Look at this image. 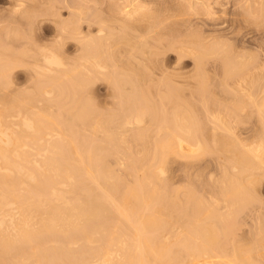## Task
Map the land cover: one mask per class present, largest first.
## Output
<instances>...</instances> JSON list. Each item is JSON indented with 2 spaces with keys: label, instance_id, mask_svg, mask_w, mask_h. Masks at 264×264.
Segmentation results:
<instances>
[{
  "label": "bare ground",
  "instance_id": "1",
  "mask_svg": "<svg viewBox=\"0 0 264 264\" xmlns=\"http://www.w3.org/2000/svg\"><path fill=\"white\" fill-rule=\"evenodd\" d=\"M221 1L222 0H115L114 1V4L112 5V8H113L112 11H114V13H115L114 16L115 17H116V14L117 13H119L120 15L122 14L123 15L122 18L124 20V23H126V25H129V26H132V27L133 26H136L137 27V26L140 25L144 30H148V31H151V32L152 31H155V33H156V31L158 29L160 30V28L162 27V25H165V22H167V24L169 23V25L172 23L171 30L168 31V33H165V32H167V31H165L164 32V34H165L164 37L170 36V38H171L173 36L172 38H174V36L175 37L176 36H181L180 34H182L184 30L188 29L189 26H191L190 24L194 21V19L196 20V21H194V22H196L195 24H198V23L205 24L206 23V25H207V23H209L208 21L212 22L213 21V16L216 15L215 14V10H217V9H215V8H217L218 6L221 9L220 11L223 12L222 14H225L224 13V7H223L224 2H221ZM48 2L49 1L47 0L46 3H48ZM258 2H260V0H257L256 1V4ZM10 3H11V5L9 7L12 6V11H18V10L21 11L22 9L23 10L25 9V11H29V12L31 11L32 13L34 12V10H36V11L38 10V12H40L39 10H41V12H42V9H40V4H38L39 2L38 3H33V4L31 3L30 5H26L22 0H16V1L12 0V2L10 1ZM198 3L199 4L201 3V4L199 5ZM261 3H262V1H261ZM261 3H259V4H261ZM197 4H198V6H196ZM259 4H257V5H259ZM201 5H202V7H199ZM222 7H223V9H222ZM249 7H250V10H251V7L253 8V6H249ZM241 8H242V6H241ZM239 9H240V7H239ZM109 11H110V9H109ZM259 11L264 12V9L261 8ZM9 12H11V10ZM190 12L192 14L191 16L188 15V14H190ZM228 12H229V10H228ZM244 12H247V11L245 10ZM51 13H52V11H51ZM12 14H14V13H12ZM201 14L203 16H200ZM245 14H247V13H245ZM249 14L253 15L251 12ZM262 14H264V13H262ZM31 15H33V14H31ZM58 15H59V13H58ZM179 15H183L182 17L180 16V19L177 18L180 22L179 21H174L173 20L174 17H177ZM193 15L196 18H192ZM196 15H198V16H196ZM11 16H13V15H11ZM114 16H112L113 19H114ZM204 16H206V17H204ZM115 19H117L119 21L118 17H116ZM248 19H250V18H248ZM197 20H199L200 22L199 21L197 22ZM253 20H255V18ZM259 20H261V19H259ZM62 22H63V20H62ZM71 22H73V21H71ZM75 22L76 21H74V25L77 23V22L76 23ZM97 22H98V20H97ZM194 22L192 24H194ZM220 23H218V24H220ZM260 23H262V22H260ZM65 24L61 28L59 27L60 30L58 29V31H60V32L56 33V35L53 36L54 38L52 39L53 40L52 42H55V43H53L51 45H48V44L45 45L44 43H42V45H40V47L37 46L39 48H36L33 51H32V48L33 47L32 48H29L28 47L29 48L28 51H30V54H31V51L34 54V55L33 54L27 55V56H32L33 57L32 60L30 59L31 60V63L29 65L32 64V67H33L32 70L35 71V73H34V71H32L33 74H34V83H33L34 85L32 86L33 87L32 88V91L33 92H32L31 97H30V95H29V97L27 95H25V96L22 97L20 95V93H16L15 91L18 92V90L15 89L14 86L18 85L17 83H15V85L12 83L13 84V88L12 89H13V91L15 89L14 93L16 95L14 93L11 94L12 93V89L10 88V86H12V85L9 82V81H11V79L6 74L4 75V72H6L4 70L7 69L8 67L9 68L10 67L11 68H14L13 67L14 66V63H15L14 61H16V58L14 57V55H15L14 53H16V52H14V53L13 52H10L13 55L12 54H8L9 56L6 57V59L4 57L7 55V53L4 54L3 52H0V73H1L0 74V264H200V261H202V259H203V263L202 264H239V262H240V264H264V254H261L262 252L259 253V251H260L259 249L260 248L257 249L258 251H256V249H255L256 248L255 246H257V243L256 242H255L256 245H254V246H252L253 244L251 246H247V245H243V244H240L239 245L240 242L237 243L239 246L237 245L238 247H235L236 252L234 254H232L233 256L230 255L231 256L230 258H229V255L227 256L228 253L226 254L225 251L224 252L221 251V250H220L221 252L220 251L218 252V250L216 251V248L218 249V246H219L217 243L221 240V239L220 240L218 239V236L219 235L221 236L222 233L223 234H226V236H227L229 234V233L227 234V232L230 231V228L232 226H234V224H237V223L236 222L234 223V220L233 219L228 220L229 215L227 216V215L221 214L222 215L221 216L222 217L221 218L222 221L225 222V220H224L225 217L224 216H226V218H227L226 220L231 221L230 222L231 224H232V221H233V225L230 226V224L228 223L229 224L228 226H230V228H229V227H225V224H224V229L221 230L222 233L220 231H218V233H217V229H215L216 227L215 226L213 227L211 225L213 223H216L213 220V217L212 216H216V213L218 214V212H216L217 211L216 210L217 208L215 209L212 205H208V204L205 205L204 203H206V202H204L200 198V196H199V198H197V197H195L193 195L195 192L194 193L193 192L191 193L193 195V197L190 196L191 199H192V201L196 202V204H195V211L196 212L198 211V213H199V211L202 210V211H200V218H202V219L205 218L204 217L205 215H206V217H212V218H208V220H206V221L204 220L205 223H201L202 221H200L199 215L197 217L196 213H194V215L196 216V218L194 217V220L193 219L190 220V218H187L188 220L185 219L188 222L187 223L188 224L187 234L185 232V234H186V235H184L185 237L178 234V236H180V237L179 238L176 237V239L174 240L175 245H178L179 246L178 249H180V251H178V250H176L177 252L176 251H173L172 249H170L169 245L165 244L166 243V240H165L166 238L165 237L167 236V234H166V236L164 235L167 232V230H165V229L167 228L168 225H170V224L173 223L172 222L173 220L171 221L170 219H168L170 221L166 223L167 224V226H166L165 225V222L167 220L166 221L165 220L163 221V219H162L163 217L161 216L162 209L165 211V210H167V208L166 209L164 208V207H166V205L164 204V202L162 200V199H164V201H165V198L166 197H165V195H164V198L161 197V195H159L160 194L159 191H161L165 186H166V188L168 187V185H164L163 183H162L164 185L163 188L161 189L162 186L159 187V185H161V184H159V183H161V182H159L160 181V178H163L161 176L163 175V173H166L167 172V171L166 172L164 171L165 170L164 169V166L167 165V164L166 163L163 164L162 161L165 160V158L167 157V154L168 153H170V154H172L174 156L175 155H177V156L179 155L177 157V158H179L181 156V154L184 156V153H185L184 149L185 150H188V149L191 148V150L193 152L190 151V150H188V151H190L189 152L190 154L198 153L199 152V153H201V155L202 154H204V155L205 154L206 155L208 154L209 155V154H212L213 153L214 148H211L210 147L211 148L210 149V148H208V146L205 147V145H203V143L201 142V140L200 141L197 140L196 142L195 141L192 142V140H190L192 137L193 138H196V137H194L195 135L193 133H195L194 132L195 131L194 129L197 128L195 126L196 124L194 122H190L189 121V120L192 119L191 114H190V112L192 111L191 110L192 108L188 107V105H190L191 103L193 104V102H189L187 100V102H189L190 104H188L186 102V104H187L186 107H188L189 109L183 108L184 106L178 104L180 102L182 103L183 100L182 101L179 100V99H181V97L179 99L177 98L178 97L179 90H174L173 89V86L174 85H173L172 86V89L170 88L171 89V92L169 90H168V92L171 93V96L173 95L171 97V99H173V97H175V95L177 96L175 98L177 100H179L180 102H176L177 101L176 99H174L173 102H174V104L176 102L180 106V107L177 106V108L179 107L178 108L179 110L181 109V111H182V108H183L184 111L181 112L178 109L176 110L175 109L176 107H174V105H173L174 109L171 107L173 111L175 110L174 112L172 111L173 112L172 113V116L173 117L170 116L167 113V116H170L172 118V120H171L170 117H167V118L166 117H162L163 115H161V117L158 118L160 120H157V121L155 120V119H157L155 116L158 114V113H155V112H157V110H159L156 107H159V106L158 105L153 106V107L152 106H149V105H151L154 102V101H151L153 98H151V100H150L152 102L151 104L150 103L148 104V102H150V101H148V99L146 98L147 101H148V102L146 101L147 102V104H146L145 101L143 100L145 96L142 95L143 97L141 98V97H137V95H135L136 96V99L133 101V104L131 106L129 104L130 101L128 102V100L131 97L129 99L127 98V100H126V102H128L127 110H124L125 109L124 108V104L122 103L124 109L123 108H120V113L123 114L124 116H122V115L119 116V117H122V120L120 122L118 121L119 123L116 122L117 123L116 124V128H117V125H118V131L121 132V131H123V129H125L124 130V133H125L126 131H128L127 129H130L131 130L132 127L133 128L134 127L135 128L137 127L136 130L133 129V131L131 130L130 134H128V135H131L133 138H137V139H135L136 141L138 140V138L142 141L143 140V137L144 138H145V136L148 137L151 134V132H152V134L153 133L156 134V135L153 134L155 137H153V143L154 144L153 143L152 144L154 145V148H153V151H152V154H151L152 156L151 157H148L147 158V156H146L147 155V150L149 149L148 147L145 148L146 149L145 156H143V154L141 155L142 149H144V147L140 148L141 149V150H139L140 153H139V151H137L139 148L137 150L135 149L139 153V155L132 154L133 153L132 150H134L133 148L131 150L132 152H129L128 151V150H130V144L129 143H131V142L129 141L130 139L129 140H127V139L128 138H131V137H128V138L126 137V134L128 132H126V134H124V133L121 134L122 137H120L119 136L120 134L117 133L118 136L120 138H122V139H119L118 136H117V134H116V132L113 131L114 132V134H113L112 132L110 133L109 131L106 130L105 127H106V125L108 123L104 126V123H106V122H103V120L105 118H106V120H109L110 118L112 119V118H114V115H111L112 116L111 117L110 115L107 116L105 114L106 116H104V119H103V116H101L103 113H100V114L98 113L99 112V108H97L96 104H94L95 101L93 100L94 102L91 104L90 103V102H92V101H90L91 98H89V96L87 95L90 102L89 101H83L82 102V97L83 96H82V93L79 92V91H82V92L84 91V93H85L86 85L87 84H90L88 82L91 81L90 80L91 78L85 77V75L87 76L88 74L91 73V71H92V73L95 71L94 73L98 74L100 71L102 72V70L103 71H106L107 70V67L109 68V66L105 65V63L108 61V58L109 57L106 58V60H107L106 62H103L100 59H102L101 56H102L103 52L105 51L104 53L106 54V50H108V48H107V44L108 43L107 42H109V45H110V41H108V40H110V38H109V36H107L108 37V40H106V39H104L103 36H101V38L103 37L102 39L94 40L95 38L93 37V35L92 36H86V35L83 36L82 31H78L77 30L76 26H80V25L77 24L75 26H69V25L66 26ZM89 24L91 25V23H89ZM122 24H123V22H122ZM213 24L214 23L211 24V27H212ZM229 24L230 23H228V25ZM109 25H110V23H109ZM208 25L210 26V24H208ZM232 25H233V22H232ZM121 26L124 27L123 25H121ZM230 26H231V24H230ZM215 27H217V25ZM218 27L219 28H223V30H220ZM218 27L217 28H214V26H213L212 27L213 29L211 28L212 29L211 31H204L203 33H201L200 32L201 30H200L199 32L202 35L201 34H197V35H199V36L196 35L197 37L195 36L197 40L194 39L195 33H194L193 36L191 35V37H193V38L188 39L189 42H191L193 40H195L197 42V41L200 40L199 42H197L198 45H196V47L198 46L200 48H198V47L197 48H194V46L188 44L189 43L188 41L184 45H180V47H176V48H178L177 51H179V53H180L181 56H183V55L184 56L185 55L186 56H190L191 55V57L194 56L193 58L196 57V59H197V57L199 58V56H203L204 54L205 55L207 54V56H208V54L210 52H212V53L214 52L215 53V51H218L220 53V52L223 51V54L220 53L222 55L221 56V59H226V60H224L223 69L221 70L223 72V74H221V75H224V76H221V77H223V78L224 77L225 78L227 77V79H229L230 77L235 76L236 73L238 74V72H240L239 74H242L243 73L242 72V69H244L245 67L242 66L243 63H241L240 60L238 61L236 59H243V58H245V56L242 58V57H240V55H238L239 53L236 52L237 45H236V49L235 48H231L232 46L228 45V43L225 42L226 40L224 41V40L219 39V38L222 37L223 34H224L223 36L226 37L225 34H228V33H225L224 26L223 27H220L218 25ZM225 28H226V26H225ZM237 28H239V26H237ZM85 29H88V28H85ZM102 29L101 28L100 29L98 28L95 33L101 32V34L102 33L104 34V32H103L104 29L103 30ZM136 31H137V29L135 30V32ZM238 31H240V30L238 29ZM158 32L159 31H157V33ZM228 32H229V34H228L229 36H231V35L234 36L235 35L234 34V31H233V34H231V29ZM97 34H96V38H97ZM156 34H155V36H157V35L158 36L159 35L161 36L162 35L160 33L157 34V35ZM8 35H9V33H8ZM129 35H131V34H129ZM10 37L8 36V38H10ZM115 37H116V35H115ZM164 37H162V38L164 39ZM199 37H200V39H198ZM201 37L203 39H201ZM225 37H223V38H225ZM68 38H72V39H74V41L76 40L79 43V45L77 47V49H78L79 52L76 50L79 54L77 55L78 57H75V58L81 59L82 62L79 63L77 66L75 65V68H73V67L70 66L71 65L70 63L71 62L69 61V57H66V55H64L66 53L65 52V50H66V45L65 44H67ZM162 38H161V40H162ZM184 38H186V37L184 36ZM184 38H182V39H184ZM158 40H156V41H158ZM128 42H129V40H128ZM147 43L148 42H146L145 44H147ZM159 43H161V42H159ZM179 43H181V42H179ZM164 44H166V43H164ZM74 46L73 47H74V50H75L76 49V45H74ZM4 47L5 46H3L1 49H3ZM12 47H14V46L12 45ZM94 47H95V51H90ZM139 47H140V45H139ZM10 48L11 47L9 45V47H7V50H10ZM157 49H159V48H157ZM12 50H13V48H12ZM133 50H135V49H133ZM34 51L36 53H34ZM110 51L112 52V50H110ZM118 51L120 52V50H118ZM233 51L236 52V54L238 56L236 54L234 55L233 54ZM26 52H27V50L25 51V53ZM147 52H149V51H147ZM27 53H29V52H27ZM240 53H241V51H240ZM1 54H4V56H2ZM110 54H111V56H110L111 59H114L112 57L113 56L112 55L113 52L110 53ZM10 55H12L13 57L10 56ZM18 55H20V53ZM155 56H156V54H155ZM9 57H11V59H9ZM148 57H151V55L148 56ZM12 58H14L13 59L14 61H12L13 65L10 64L11 63L10 60H12ZM29 58H31V57H29ZM70 58H72V57H70ZM203 58L205 59V57H203ZM1 59H2V61H1ZM3 59H5L7 62L5 60H3ZM67 59H68L69 63H68ZM147 59H149V58H147ZM201 59H202V57H201ZM235 60L238 61V62H240L241 64L237 62L238 63V65H237V63H236ZM8 61H10V63ZM71 61H72V59H71ZM199 61H196L195 60V62L197 64V66L195 65L196 66L195 68H197V67L198 68L196 70H194V71L199 70L200 67L202 68V66H200L198 64ZM1 62H2V64L4 63L5 65L2 66ZM108 62H110V61H108ZM112 62H113V60H112ZM114 62H116V61H114ZM6 63H8V64H6ZM86 63H89L91 65L92 69H91L90 66H88L89 68H87L86 67L87 65H85ZM222 63H223V61H222ZM16 64H17V62H16ZM20 64H23V63H20ZM113 64L116 65L117 62H116V64L115 63H113ZM125 66H127V65H125ZM129 66H131V65H129ZM32 67H30V68H32ZM144 67H146V66H144ZM171 68H174V67H171ZM88 69H91V71H89ZM128 69L130 70V68H128ZM2 70H3V74L1 72ZM8 71H9V69H8ZM96 71H99V72H96ZM194 71H191V72H194ZM262 71H264V69H262ZM200 72L201 71H197L195 73L197 75H198V73H199V75H202L201 73L204 72V71H202L201 73ZM250 72H248V73L250 74ZM94 73H93V75H94ZM100 73H99V75H103V76L105 74V73H103V74H100ZM109 74L111 76L116 77V75H114L112 73V71L109 72ZM147 74H149V73H147ZM153 75H156V74H153ZM172 75H170V77H172ZM213 76H215V75H213ZM240 76H241V78L243 77L242 75H240ZM252 76L255 77V75H252ZM256 76L259 77V75H256ZM92 77L93 78H96V79L98 78L96 75H94ZM108 77H110V76L108 75ZM148 77H150V75ZM249 77H251V76H249ZM258 77H257V79H258ZM76 78L79 79V83L77 81L78 79H76ZM86 78L87 79L89 78L90 81L87 80ZM145 78H147V77H145ZM197 78H195V80ZM208 78H209V76H208ZM241 78L240 79L238 78L239 80H237L236 78L233 79V80L239 81V83L237 85L238 86H242L243 88H244V86L242 84H245V82L247 80H248L247 81L248 83L249 82L252 83V81H253V79H251V78L250 79H247L245 77V79H247V80H245V79L242 78L243 81H244V83H241L242 82V81L240 82V80H242ZM260 78L261 77H259V79ZM193 79H194V77H193ZM200 79L203 80L204 79V76L202 78L200 76ZM200 79L198 78V81ZM46 80L48 82V83L46 82L47 84H49V80H51L52 82L50 81V85L52 83V85L54 87L58 88V90L60 89L59 91H61V94H59L60 95L59 98L62 97L61 98L62 100L65 99V102L66 103H67L68 99H69V101L71 99L73 101V105L70 106L72 104V102L71 103H67L68 106H69V107H67V104L66 103H63L62 104L63 106H64V104H66V106H65L66 108L63 107L62 105H60L57 108L58 110H54L53 109L54 107L51 106V105H54L53 103L56 100H54V102L52 104H50L51 101H52V99L49 100L47 98V96H49L51 94L52 91H50V89L53 88V86L52 85L51 86L48 85V86H50L49 87L50 89H48L47 86L45 87V85L43 87L42 82L44 81V84H45V81ZM113 80L116 81V78H114ZM151 80H148V81L150 82ZM156 80H158V79L156 78ZM249 80H251V81H249ZM67 81H71L73 83V85H71V87H69V86L67 87V85H68V84H66ZM80 81H81V83H80ZM135 81H136V79H135ZM141 81L143 82V79L142 80L140 79V82ZM172 81L175 82L174 79ZM172 81L169 80L170 83ZM198 81H197V83H198ZM260 81H262V79H260ZM120 82H121V80L118 83H120ZM127 82H129V81L127 80ZM154 82H156V81H154ZM247 82H246L247 85L245 84V90L247 89L246 87L251 84V83L248 84ZM255 82H254V84H256ZM115 83H117V81ZM121 83H123V82H121ZM163 83H165V81ZM194 83H196V81ZM258 83H257V85H258ZM127 84L128 83H126V85ZM150 84H151V82H150ZM156 84L158 85V83H156ZM165 84H167V83H165ZM213 84H215V83H213ZM254 84H253V86H254ZM22 85H24V84H22ZM112 85L113 84H111V88L114 87V86L112 87ZM126 85L123 84V87H126ZM128 85H127V87H129ZM170 85L171 84H169V86ZM194 85H196V84H194ZM197 85H200V84H197ZM204 85H208V84L204 83ZM262 85H264V84H262ZM119 86H121V84ZM119 86H118V88L120 89ZM137 86H136V88H137ZM208 86H210V84ZM19 87L20 86H18L16 88L20 89L19 91H21L22 89L19 88ZM145 87H147V86H145ZM197 87L198 88H196V90L199 89V88H201V87H203V86H200V87L197 86ZM227 87H229V86H227ZM250 87H252V85ZM250 87H249V89H250ZM134 88H135V85H134ZM187 88H188V86H187ZM189 88H192V87H189ZM203 88H201L199 90H202ZM211 88H212V86H211ZM231 88H233V87H231ZM255 88H256V85H255ZM28 89H30V87ZM115 89H116V87H115ZM137 89H135L136 92L139 90V89L138 90ZM225 89H226V86H225ZM77 90H79L78 93L81 94V95H78L79 97L76 96ZM161 90H160V93H161ZM212 90L214 91V87H213ZM238 90H237V93H239L241 89L239 90V92H238ZM261 90H262V88H261ZM59 91H57V92H59ZM131 91H133V90H131ZM140 91H143V90H140ZM157 91H159V90L157 89ZM203 91H204V89H203ZM235 91H236V89H234V94L236 93ZM243 91H244V89H243ZM246 91H249V90L247 89ZM254 91H257V90H254ZM25 92L26 91L23 92V95H24ZM87 92L85 94H87ZM116 92H118V89H117ZM193 92L195 93V91H193ZM216 92H218V91H216ZM244 92L241 93L242 95H245L244 97H246V95H248L249 93H251V91H249L248 94H247V92H246V94H244ZM262 92H264V91H262ZM21 93H22V91H21ZM170 93L167 96L168 98L170 97ZM209 93L212 94V92L208 91V94ZM229 93L231 94L232 92H229ZM27 94H28V92H27ZM52 94H53V92H52ZM54 94H55V92H54ZM85 94H84V96H85ZM144 94H145V92H144ZM196 94H199V93H195V95ZM215 94L216 93H214V97H215ZM241 94H239V95L237 94L239 101H241L239 99V96L240 97L242 96ZM92 95L94 96V94H92ZM92 95L90 94V96H92ZM115 95L117 97V94H115ZM121 95L124 96L123 94H121ZM129 95L131 96V94H129ZM206 95H207V93H206ZM41 96H43V97H41ZM50 96H52V95H50ZM80 96H82V97H80ZM200 96H201V94H200ZM38 97H41V98H38ZM54 97H56V96H54ZM150 97H148V98H150ZM167 97L165 96L166 99H167ZM220 97H221V93H220ZM220 97H219V99H220ZM235 97H236V94H235ZM35 98H37V99H35ZM247 98H246V100L249 101ZM83 99H84V97H83ZM133 99L134 98H132L131 100H133ZM203 99H205V98H203ZM249 99H250V102H254L255 103V101H253L252 97H250ZM262 99H264V97H262ZM85 100H87V98H85ZM160 100L163 101L165 99H160ZM210 100H212V98H210ZM217 100H218V98H217ZM122 101L125 102L124 100H122ZM205 101H206V99L204 100V102ZM219 101H221V100H219ZM231 101H232V103L231 102L229 103L227 101L230 104V107L229 106L228 107H229V110H231V111H228L227 112L228 109L225 108L226 110H224V111H226V113H224V115H226V116H227L228 113L229 114H233V112H234L233 110H236L234 112L235 114L237 113L238 107L236 105H234V104H236L235 103L236 101H233V98H231ZM88 102L90 104H88ZM121 102H119V104ZM202 102H203V100H202ZM212 102L214 103V101H211V104H213ZM242 103L246 106V101H245V103L244 102H241V105H243ZM122 104H121V106H122ZM168 104H171V103H168ZM204 104H206V103H204ZM261 104H264V103L261 102L260 103V107H259V105L257 107L259 109L262 108V111H264V105H261ZM126 105H125V107H126ZM209 105H210V103H209ZM109 106H110V104H109ZM225 106H227V105H225ZM249 106H250V104L248 105V107ZM98 107H99V105H98ZM100 107H101V105H100ZM103 107L105 108L106 105L103 106ZM103 107H101V108L103 109ZM193 107H195V109H196V106H193ZM207 107H208V105H207ZM48 108H51L52 111L54 110L53 112H55V111H57V112H55V113H53L52 111L50 112V109H48ZM113 108H115V107H113ZM230 108H232V109H230ZM244 108L245 107H243L242 108L243 110H241L240 112H242V111L244 112ZM96 109H98V111ZM121 109H123V113H122ZM153 109L154 110L156 109V111H154ZM204 109H207V108L204 107ZM131 110H132V112H131ZM150 111H152V112H150ZM198 111H200V110H198ZM207 111H208V109H207ZM221 111H223V110L221 109ZM116 112H114V113H116ZM147 112L148 113H152V116L151 115H149V116H150L151 121L153 120L152 121L153 122V125L151 124L152 122H150L149 125L148 124H145L146 121L149 120L148 119L149 116L147 117V115H146ZM169 112H170V108H169ZM193 112H195L194 109H193ZM230 112H232V113H230ZM258 112L261 113L260 110ZM109 113H111V112H109ZM120 113L118 112L119 115H120ZM165 113L166 112H164L163 114H165ZM217 115H218V112H217ZM153 116H154L155 119L153 118ZM209 116H212V115H209ZM213 116H215V115H213ZM218 116L216 118H219ZM221 116H223V115H220V117ZM259 116L260 115H258L257 117H259ZM260 117L262 119H264V113H261V116ZM115 118H117V117L115 116ZM146 118H147V120H146ZM169 118H170V120H168ZM227 118H225V120ZM208 119H210V118H208ZM245 119H246V117H245ZM106 120H104V121H106ZM154 120L157 123H155ZM197 120H200V119H197ZM222 120H224V119H222ZM228 120H229V118H228ZM231 121H233V120H231ZM189 122L190 123H194L195 124L194 126L196 128L194 127V129H193V125H191ZM196 122H198V121H196ZM219 122H221V119L218 120V122H216L217 123V126H219L218 125ZM260 122H262V121H260ZM221 123H224L225 124L224 121L221 122ZM228 123L225 124L226 127H225V125H222L220 123L219 124L222 125L221 128H225V131L227 130L226 132H228L229 130L232 132L233 130H231L230 127H232L234 125V123H231L232 126H227ZM243 123H244V121H243ZM109 124L111 125L112 123H109ZM255 124L257 125V123H255ZM261 124L262 123H260V125ZM130 125H132V126H130ZM146 125H148V127H146ZM197 125L200 126V124H197ZM201 125H203V124H201ZM213 126H216V125H213ZM262 126H264V124H262ZM87 127H88V129H87ZM120 127H122V129H119ZM233 127H235V126H233ZM89 128H90V130H89ZM116 128L114 127V130ZM150 128H153L154 131H152V129L150 131H148ZM228 128H229V130H228ZM109 129L110 130L113 129V126H112V128H109ZM217 129H218V127H217ZM55 130H56L57 133L54 132ZM49 131H52V132H49ZM89 131H90V134L89 135L88 134H85L86 132H89ZM97 131H98V133H96V134H98V136L100 135V133L102 131H104L103 134L101 133V135H102L101 138H100V136L99 137L97 136L99 139H97V137L94 136V133L97 132ZM221 131H222V129H221ZM221 131H218V132H221ZM230 131L227 134H223V135L221 134L222 135V138H223L224 135H228V137H229L234 132L233 131L230 134ZM52 133H54V134L56 133L55 138H54V136L52 137V135H51ZM246 133H249V132H246ZM211 134H213V133H211ZM234 134H236V133H234ZM261 134L264 135V133H262V132H261ZM44 135H46V136L47 135L48 136L51 135V136L50 137L47 136L48 138L46 139V136H44ZM57 135H59V136L60 135H63V136L65 135V137L62 136L63 138L61 139V138H58ZM250 135H251V133H250ZM56 136H57V139H56ZM123 136H125L127 138V139L126 138L125 139L129 143L125 141V139L123 138ZM235 136L237 137V135H235ZM93 137H96V140L97 141H95V138H93ZM141 137H142V139H141ZM230 137L229 138L226 137V138H223V139L221 138L224 141L226 139V141L225 142L223 141L222 143H227V145L225 144L226 145L225 148L230 146L228 148V150L230 148H231L230 150H232V148H233V152L230 151V150L229 151L233 153V154L232 153L231 154H232V156L234 158H236L237 160L239 159V161H241V163H243V162L246 163L247 162L248 165H246L245 163H243V165H245L246 167L245 166L243 167V165L241 166L243 169L244 168H248V169L250 168L249 164L252 161H249V160H250V158L251 159H254L255 156H256V159H257V157L261 158L260 164L262 166H264V161H262V157H264V143H262V142H264V141L261 142L262 145L259 142V145H258L257 148H255V149L253 148V150L250 149L248 151L247 149L250 148V146L253 145L254 143L251 144V145H249V147L247 149H245L246 148V145L244 146V144H243L245 142L242 143L240 141V139H239V141H237V143H242V145L244 146V147L242 146L243 149H244V151H242V149H238V151L235 150V152H236L235 153L234 152V149H235L234 147H236L235 145H238V144L231 145L232 143H235L236 142V139L234 138L233 134H232V138L231 139H230ZM255 137H256V135H255ZM149 138H148V141H149ZM233 138L235 139V141L234 142L231 141L230 144H229L227 140L229 139V141H230ZM262 139H264V136H262ZM146 140L147 139H144L145 142H147ZM188 140H190V141H188ZM258 141H261V136H260V139ZM122 142H124V145L122 144L123 147L120 146L122 148H119V145H121L120 143H122ZM133 142H134V140H133ZM144 143L142 144L143 146H144ZM209 143H210V141H209ZM222 143H220V144H222ZM187 144L190 147V148L187 147L188 149L185 148V145L187 146ZM145 146H147V145H145ZM223 146H224V144H223ZM223 146H221V147H223ZM232 146H234V147H232ZM239 147H241V146L238 145V148ZM123 148L126 149L127 152ZM82 149L84 151H82ZM121 149H123L125 151V154H127L129 152L127 154V156H126L127 157L126 158V161H124L126 165L128 164V166H127V168H128L127 169L128 170V175L131 174L133 176L136 173V171L138 172L139 170H140L139 172L141 174V176L139 174V177L138 176H134L135 178L133 177L134 178V182H133V185H130V186L126 182L124 183V179L121 177V175L115 174L114 171L112 169H110V167L106 163L107 158H108L107 156L112 155V154L117 153V152H120L121 153L122 152V151H120ZM211 150H212V152H211ZM222 150L223 149H221V150L218 149L219 152H222L220 154H223V152H225V153L227 152L228 153V150H226V151H224V150L222 151ZM82 152L85 153V155L82 154ZM145 152H143V153H145ZM150 152H151V148H150ZM118 154L119 153H117L115 155H118ZM186 154H188L187 151H186ZM198 154H195V155H198ZM225 155L227 156V154H225ZM190 156H193V155H190ZM252 156H254V157H252ZM221 157L219 159H221ZM157 158L160 159L159 166L161 165V167H159V168L157 167L158 169L157 168L154 169L156 167V165H154V163H155V160H157ZM170 158H171V155H170ZM194 159H195V157H194ZM222 159H224V158L222 157ZM227 159H229V158H227ZM236 159H234V161ZM180 160H182V159L180 158ZM206 160H205V162H206ZM211 160H213V159H211ZM136 161H139L140 164L138 162H136ZM153 161H154V163H153ZM173 161L174 160H172V162ZM194 161L195 160H193V162ZM196 161L199 162L198 160H196ZM214 161H216V160H214ZM200 162H201V160H200ZM220 162H221V160H220ZM135 163L136 164L138 163V165H140V167H142L141 165L143 164V166H145V168H146L145 169L146 171L144 169H141ZM176 163H178V162H176ZM206 163L208 165V162H206ZM108 164H109V162H108ZM169 164H170V162H169ZM218 164L219 163H217V165ZM238 164H239V162L237 164H234V165H235V167H237L239 169L240 168L239 166L241 164L239 166H237ZM133 165L138 166L136 168L137 170L134 169L135 166H133ZM146 165H147V167H146ZM153 165L155 167H153ZM120 166L123 167V165H119V167ZM218 166L221 167L220 164ZM247 166H249V167H247ZM251 167H253V166H251ZM225 168H227V167H225ZM113 169L115 170L114 167H113ZM262 169H264V168H262ZM166 170H168V169H166ZM221 170H223V169H221ZM232 170H235L234 166L232 167ZM226 171H228V170H226ZM115 172H116V170H115ZM124 172H126V171H124ZM247 172H248V170H247ZM249 172H250V170H249ZM155 173H156V175L158 173V176H157L158 178L155 177L156 176ZM159 173L162 174V175L159 176L160 175ZM183 173H184V171H183ZM224 173H225V171H224ZM239 173H240V171H239ZM244 173H246V171ZM249 174H248V176H250ZM136 175H138V173H136ZM224 175H226V174H224ZM228 175H229V173H228ZM232 175H234V174H232ZM240 176H242V175H240ZM240 176H239V174H237V177H238L239 180H240ZM209 177H211V176H209ZM228 178H227L228 183H229V180L232 181L234 179L232 181V183H230V187L231 188H229V185L226 184V181H224L226 185H224L223 187L225 188V190L227 192L230 190L231 191V194L233 193V196L232 197H235L234 200L237 199L236 201L238 203H241L242 202L243 205H244V202L242 201L243 198H244V200H245V198H247L246 199L247 201H245V203L248 202L249 200H251V201L253 200V199H251V194H253V193L250 194V192H248L250 190L248 189V191H247L246 188H245V186H243L244 189H242V187H240L241 186L240 185V182L241 181L240 182L239 181L237 182L238 179L236 178V176H235V178H234V176H232L233 179H230L231 178V175H230ZM245 178H246V176L243 179L241 177V180H243V182H242L243 185L246 183L245 181L249 180L248 178H246L247 180ZM125 180H126V178H125ZM164 180L167 182L168 179L166 180V176H165V179ZM172 180H173V178H172ZM193 180H195V177H194ZM161 181H162V179H161ZM165 181H164V183H165ZM234 181H236V182L233 183ZM250 181L251 182H254V181H252V179ZM250 181H248V183ZM236 183H238L239 185L236 184ZM248 183L246 184L247 186H248ZM233 184L234 185L236 184V186L235 187H232ZM249 185H251V184L249 183ZM218 187H221V186H218ZM219 189H218V191H219ZM240 189H242V191ZM164 190H166V189H163V191ZM243 190H245V192L247 191L246 194H248V193L249 194L248 195H245V192H243ZM169 191H171V190H169ZM173 191H174V189H173ZM186 191H189V190H186ZM189 192H191V191H189ZM216 192H217V190H216ZM100 193H102V195L104 194L103 195V198L104 199L100 196L101 195ZM161 193H163V192H161ZM177 193H178V191H177ZM207 193L209 194L210 192H207ZM228 193H226V194L228 195ZM98 195L103 199V201H101L102 203L99 200L100 198L98 199V197H99ZM187 195H189V193ZM198 195H200V194H198ZM215 195H217V194L215 193ZM218 195H220V194H218ZM249 195H250V198L246 197V196H249ZM169 197H170V195H169ZM194 197H195V199H193ZM205 197H203V198H205ZM213 197L210 196V198H213ZM232 197H229V198L232 199ZM171 198H173V196H171ZM175 198H176V196H175ZM215 198H216V196H215ZM173 199H170L171 200V204L174 202L173 205H171L169 202H167V203L170 204L175 209L176 208L177 209H182V208H179L178 207L180 204L178 205L177 202H175V200H173ZM180 200H182V199H180ZM187 201H189V200H187ZM212 201H213V199H212ZM209 202L210 201H208L207 203H209ZM211 203L212 202H210V204ZM222 203H223V201H222ZM232 203H233V201H232ZM242 203L240 205H242ZM219 204H221V201L219 202ZM225 204L227 205L226 202H225ZM188 205H189V203H188ZM229 205H230V203H229ZM240 205H239V207H242ZM233 206H236V205H233ZM239 207H238V209H239ZM213 208H214V211H213ZM226 208H227V206H226ZM222 209L223 208L221 207L220 210H222ZM229 209H232V208H229ZM192 210H193V207H192ZM241 210H242V208H241ZM188 211H186V212L188 213ZM230 211H232V210H230ZM170 212L171 211H169V213ZM177 212H178V210H177ZM202 212H203V215H201ZM214 212H216L215 215H213ZM172 213H173V211H172ZM179 214H182V213H179ZM185 215H186V217H188L187 214H184V216ZM230 215H231L230 216V218H231L232 217V213ZM170 216H171V213H170ZM254 216H256V215H254ZM172 217H170V218H172ZM216 217L219 219L218 216H216ZM167 218H168V216H167ZM179 221H180V218H179ZM255 222H256V220H255ZM168 223H170V224H168ZM116 225L123 227V230H121V228H120V230H121L120 232H121V235H123V236L125 235L124 236L125 238L123 237L124 238L123 239L122 236H121V238H122V241H121L122 244L121 245L119 244V242H120L119 239L120 238L118 239L115 236L116 233H118V236H120L119 235V232H116V230H118V229L116 228V230H115V228H114ZM222 225H223V223H222ZM226 225H227V223H226ZM118 226H116V227H118ZM235 226H237V225H235ZM256 226H259V225H256ZM262 226H264V225H262ZM262 226L260 227V229L261 228H264ZM93 227H94V229H93ZM168 228H169V226H168ZM169 229H171V228H169ZM237 229H238V227H237ZM260 229H258V230L261 231L262 229L261 230ZM233 231H235V230H233ZM162 232H164L163 235L165 236L164 237L165 239H162V236H163L162 235ZM183 232L184 231H182V233ZM254 232H256V231H254ZM258 232H257V234L261 233L262 231L259 232V233ZM96 233L97 234L99 233V236ZM231 233H233V232H231ZM234 233H236V231ZM95 234H96L97 237H95ZM260 235L261 234H259L257 236L259 237ZM237 238H239V237H237ZM260 238L262 239V237H259V241H257V242L258 243H260V241H261V243L264 242V239L260 240ZM77 241H78V243L80 241L83 242V243L81 244V247L80 248L75 249V247L73 248V245H76L75 242L77 243ZM92 241H94L98 245L95 246V243L91 244ZM115 241L116 242L119 241L118 244H117V245H119V247H118L119 249H118L117 252H119V250H120V252L117 253L118 256L114 252V249H115L114 247H116V246H114V247L112 246V245H114L116 243ZM245 242H246V240H245ZM245 242H242V243H245ZM228 244H229V242H228ZM79 246H80V244H79ZM231 246H233V245H231ZM111 247H113L114 249H111ZM226 248H225V250H226ZM116 249H115V251H116ZM212 250H214V254L212 253L213 252ZM216 256H218V257H222L223 256L222 258H224V256H225V259L219 258L220 261H217L218 260L217 258H216L217 259L216 261L213 260L214 258L211 259L212 257H216ZM245 260H246V262H245Z\"/></svg>",
  "mask_w": 264,
  "mask_h": 264
},
{
  "label": "rangeland",
  "instance_id": "2",
  "mask_svg": "<svg viewBox=\"0 0 264 264\" xmlns=\"http://www.w3.org/2000/svg\"><path fill=\"white\" fill-rule=\"evenodd\" d=\"M10 1L12 2V0H0V49L3 47V46H5L3 49H1L0 50V52H3L4 54L5 53H7V55L4 57L5 59H6V57H8L9 55L8 54H12V53H10V52H16V53H14L15 55H14V57L16 58V61H14L13 59L14 58H12V60H10L11 61V63H10V61H8L10 64H12L13 65V63H12V61H14L15 63H14V68H7V69H5L4 71H6V72H4V75L6 74L7 76H9L10 77V79H11V81H9L10 82V84L12 85V86H10V88L12 89L13 88V84L15 85V83H17L18 85H16V86H14L15 87V89H17L18 90V92L17 91H15V89H14V91L16 92V93H20V95L23 97V96H25V95H27L28 97H29V95H30V97H31V95H32V86L34 85L33 83H34V74H33V72L32 71H34V70H32L33 69V67H32V64L31 65H29L30 63H31V60H32V56H27V55H29L30 54V51H28L29 50V48H32V51L34 50V49H36V48H39L40 47V45H42V43H44L45 45H51V44H53V43H55V42H52L53 40V36H55L56 35V33H58V32H60V31H58V29H59V27L61 28L62 26H64V24L67 26V25H69V26H75V25H80V26H76V28H77V30L78 31H82V33H83V36H92L93 35V37L95 38L94 40H98V39H102L103 37H104V39H106V40H108V37L107 36H109V38H110V40H108V41H110V45H109V42H107L108 44H107V48H108V50H106V54L103 52V54H102V56H101V58L102 59H100V60H102L103 62H106L107 60H106V58H108V61H110V62H106L105 63V65H107V66H109V68L107 67V70L106 71H103L102 70V72L100 73L99 71H96V72H99L100 74H103V73H105L104 74V76L103 75H99V73L98 74H96V73H94V75H96L98 78L96 79V78H93L92 76H94L93 75V73H92V71H91V69H92V67H91V65L89 64V63H86L85 65H87L86 67L87 68H89L88 66H90L91 67V69H88L89 71H91V73L90 74H88L87 76L85 75V77H89V78H91L90 80L92 81H90L89 80V78L87 79V80H89L90 82H88V83H90V84H87L86 85V90H85V93L87 92V94H85L84 93V91L82 92V91H79V90H77V92H76V96H78V95H81V94H79L78 93V91L79 92H81L82 93V96L84 97V99H83V97L82 96H80V97H82V102L83 101H89V99H88V96H89V98H91L90 99V101H92V102H90L91 104L94 102V104H96V106H97V108H99V114L100 113H103L101 116H103V119H104V116H108V115H114V118H110L109 120H106V118L104 119V120H106V121H104L103 120V122H106V123H104V126L106 125V130L107 131H109L110 133L112 132L113 134H114V132H116V134L117 133H119L120 135V137H122L121 136V134H123L124 133V130L125 129H123V131H118V125H117V128H116V122H120L121 120H122V117H119V116H124L123 114H121L120 113V108H123V104H124V110H127V106H128V102L130 101V106L133 104V101L136 99V96L135 95H137V97H143V96H145L144 97V101H145V103L147 104V102L148 101H150L151 100V98H153L151 101H154L153 103L150 101V102H148V104L150 103H152L151 105H149V106H156V105H158L159 107H156V108H158L159 110H157V112H155V113H158L155 117L157 118V119H155L154 118V116H153V118L157 121V120H160V119H158V118H160L161 117V115H163L162 117H170V116H172V113L175 111H173L172 110V108L174 109V107H176L175 109L177 110L180 106L178 105V104H180V105H182V106H184L183 108H187V109H189L188 107H190V108H192L191 110V112H190V114H191V117H192V121L191 120H189L190 122H194V123H190L191 125H193V129H194V127L196 128V129H194L195 131V133H193L195 136L194 137H196V138H191L190 140H192V142L193 141H197V140H201V142L203 143V145H205V147L206 146H208V148H214V151H213V153L212 154H202L201 155V153H193V154H190L189 152L190 151H192L191 150V148L189 147V145L187 144V146L185 145V148H190V149H188V150H190V151H188V150H185L184 149V151H185V153H184V156L181 154V156L179 157V158H177L178 156L177 155H172V154H170V153H168L167 154V157L165 158V160H163L162 162H163V164L164 163H166L167 165H165L164 166V171L167 173H163V175L162 174H160L159 176H161V177H163V178H160V181L159 182H161V183H159V184H161V185H159V187H161V189L163 188V186L164 185H168V187L166 188V186L163 188V189H166V190H164L163 191V189L161 190V191H159V195H161V197H163L164 198V195H165V201H164V199H162L163 200V202H164V204L166 205V207H164L165 209L167 208V210H163L162 209V214H161V216L163 217L162 219H163V221L165 220H167L166 222H165V225L167 226V222H169L170 220L173 222L172 224H170V223H168V224H170V225H168L169 226V228H171V229H169L168 228V226H167V228L165 229V230H167V232L164 234V232H162V235L164 234L165 236H166V234H167V236L165 237L164 235L162 236V239H165L166 240V243L165 244H167V245H169V247H170V249H172L173 251H176V250H178V251H180V249H178L179 248V246L178 245H175V242H174V240L176 239V237H180V236H178V234L179 235H181V236H184V235H186L187 234V227H188V222L186 221V220H188L187 218H190V220H194V217L196 218V216L194 215V213H196V215H197V217H198V215H199V219H200V221H202L201 223H205L204 222V220L206 221V220H208V218H212L213 217V220L217 223H213V224H211L213 227L215 226L216 228L215 229H217V233H218V231H220L221 233H222V229H224V224H225V227H229L230 228V226L231 225H233V221H232V224L230 223L231 221H228V220H231V219H233L234 220V223L236 222L237 224H234V226H232L231 228H230V231H228L227 232V236H226V234H223L222 233V235L220 236H218V239L220 240L217 244L220 246H218V249L216 248V251L218 250V252L221 250V251H225L226 252V254H227V256L229 255V258L231 257V256H233L232 254H234L235 252H236V249H235V247H238L240 244H243V245H247V246H251L252 244V246H254V245H256V243H257V246H255L256 248V251H258L257 249H259L260 251H259V253L260 252H262L261 254H264V242H262L261 243V241H260V243H258L257 241H259V237H262V239H264V228H261L260 229V227L262 226V225H264V169H262V168H264V166H262L261 164H260V162H261V158H259V157H257V159H256V156H255V158L254 159H251L250 158V160L249 161H252L250 164H249V166H250V168L248 169V168H242L241 166L243 165V163H245V162H243V163H241V161H239V159L237 160L236 158H234L233 156H232V152H233V148H232V150H230V151H232V152H230L229 150H228V148L230 147H226L225 148V146L227 145V143H222L224 140H222L223 138H229L230 136V139L232 138V134H233V136H234V138L236 139V142L235 143H232L231 145H233V144H238L239 146H241V147H239L238 148V145H235L236 147H234V146H232V147H234L235 149H234V152H235V150H237L238 151V149H242V151H244V149H243V147L246 145V148L245 149H247L248 147H249V145H251V144H253V145H251L250 146V148H248L247 150L249 151L250 149H252L253 150V148L255 149V148H257L258 147V145H259V142H260V144H261V142L262 141H264V139H262V136H264V135H262L261 134V132L262 133H264V126H262V124H264V119H262L260 116H261V113H264V111H262V108L261 109H259L257 106L259 105V107H260V103L262 102V103H264V99H262V97H264V92H262V91H264V85H262V84H264V71H262V69H264V14H262V13H264V12H261V11H259L261 8L262 9H264V0H260V2H258L257 4H259V3H261V1H262V3L261 4H259V5H257L256 4V1L257 0H222L221 2H224V4H223V7H224V13L225 14H222L223 12L222 11H220L221 9H220V7L218 6L217 8H215V9H217V10H215V16H213V21L212 22H210V21H208L209 23H207V25H206V23L205 24H201V23H198V24H195L196 22H194V21H196L195 19H194V24H190L191 26H189V28L188 29H186V30H184L183 31V33L182 34H180L181 36H174V38H170V36H168V37H164L165 36V34H164V32L165 31H167V32H165V33H168V31H170L171 30V27H172V23L169 25V23L167 24V22H165V25H162V27L160 28V30L158 29L157 31H159L158 33H157V31H156V33L157 34H162L160 37L155 33V31H148V30H144L140 25L139 26H129V25H126V23H124V20H123V15L121 16L119 13H117L116 14V17H118V19H119V21L117 20V19H115L116 17L114 16L115 15V13H114V11H112L113 10V8H112V5L114 4V1L115 0H48L49 2L48 3H46L47 2V0H22L26 5H30L31 3L33 4V3H38V4H40V9H42V12H41V10H39L40 12H38V10L36 11V10H34V12L32 13L31 11V13L29 12V11H25V9L23 10H18V11H12V6L11 7H9L10 5H11V3H10ZM14 1H16V0H14ZM46 1V2H45ZM53 1V2H52ZM226 1V2H225ZM255 1V2H254ZM30 2V3H29ZM231 2V3H230ZM236 2V3H235ZM247 2V3H246ZM44 3V4H43ZM242 3V4H241ZM249 3V4H248ZM254 3V4H253ZM48 6H47V5ZM52 4V5H51ZM111 4V5H110ZM199 4V3H198ZM198 4L196 5V6H198ZM201 4V3H200ZM199 4V5H200ZM257 6H256V5ZM42 5V6H41ZM55 5V6H54ZM255 5V6H254ZM52 6V7H51ZM241 6H242V8H241ZM249 6H253V8L251 7V10H250V7ZM199 7H202V5L201 6H199ZM223 7H222V9H223ZM239 7H240V9H239ZM260 9H259V8ZM104 8V9H103ZM219 8V9H218ZM47 9V10H46ZM109 9H110V11H109ZM254 11H253V10ZM6 10V11H5ZM11 10V12H9ZM228 10H229V12H228ZM246 10L247 12H244V11ZM45 11V12H44ZM51 11H52V13H51ZM217 11V12H216ZM242 11V12H241ZM27 12V13H26ZM38 12V13H37ZM252 13L253 15H251V14H249V13ZM254 12V13H253ZM259 12V13H258ZM12 13H14V14H12ZM56 13V14H55ZM58 13H59V15H58ZM78 13V14H77ZM189 13V12H188ZM234 13V14H233ZM245 13H247V14H245ZM22 14V15H21ZM24 14V15H23ZM27 14V15H26ZM31 14H33V15H31ZM112 14V15H111ZM240 14V15H239ZM249 14V15H248ZM4 15V16H3ZM11 15H13V16H11ZM73 15V16H72ZM188 15H192L191 14V12H190V14H188ZM195 15V14H194ZM194 15H193V17L192 18H196V17H194ZM247 15V16H246ZM256 15V16H255ZM11 16V17H10ZM23 16V17H22ZM29 16V17H28ZM96 16V17H95ZM103 16V17H102ZM110 16V17H109ZM112 16H114V19H113V17ZM121 16V17H120ZM180 16L182 17L183 15H179V16H177V17H174V21H179L178 19H180ZM196 16H198V15H196ZM200 16H203L202 14L200 15ZM224 16V17H223ZM252 16V17H251ZM3 17V18H2ZM25 17V18H24ZM72 17V18H71ZM120 17V18H119ZM204 17H206V16H204ZM215 17V18H214ZM255 18V20H253L254 18ZM111 20H110V19ZM178 18V19H177ZM221 18V19H220ZM240 18V19H239ZM248 18H250V19H248ZM56 19V20H55ZM93 19V20H92ZM220 19V20H219ZM225 19V20H224ZM259 19H261V20H259ZM12 20V21H11ZM17 20V21H16ZM58 20V21H57ZM60 20V21H59ZM62 20H63V22H62ZM79 20V21H78ZM97 20H98V22H97ZM102 20V21H101ZM110 20V21H109ZM116 20V21H115ZM224 22H223V21ZM14 21V22H13ZM71 21H73V22H71ZM74 21H76L75 23V25H74ZM100 21V22H99ZM107 21V22H106ZM118 21V22H117ZM199 20H197V22H198ZM222 23H220V22ZM257 21V22H256ZM58 22V23H57ZM61 22V23H60ZM112 22V23H111ZM122 22H123V24H122ZM180 22V21H179ZM200 22V21H199ZM216 22V23H215ZM232 22H233V25H232ZM256 22V23H255ZM260 22H262V23H260ZM64 23V24H63ZM72 23V24H71ZM88 23V24H87ZM89 23H91V25L89 24ZM96 23V24H95ZM107 23V24H106ZM109 23H110V25H109ZM212 23H214L213 25H212V27L214 26V28H217L218 27V25L220 26V27H223L224 26V31H225V33H228L229 34V32L228 31H230V29H231V34H233V31H234V36L233 35H231V36H229L228 34H225L226 35V37L225 36H223L222 35V37L221 38H219V39H221V40H226L225 42H227L228 43V45H230V46H232L231 48H235L236 49V45H237V50H236V52L237 53H239L238 55H240V57H244L245 56V58H243V59H236V60H240V62L241 63H243L242 64V66L243 67H245L244 69H242V74H239L240 72H238V74L236 73V75L235 76H232V77H230L229 79H227V77L225 78H223V77H221V76H224V75H221V74H223V72L221 71L222 69H223V65H224V60H226V59H221V54L220 53H222L223 54V51L222 52H218V51H215V53L213 52H210L209 54H208V56H207V54L205 55H203V56H199V58L197 57V59H196V57L195 58H193L194 56H192L191 57V55L190 56H181L180 55V53H179V51H177L178 50V48H176V47H180V45H184L187 41L189 42V40L188 39H190V38H193V37H191V35L193 36L194 35V33H195V35H194V39L195 40H197L196 39V37L197 36H199V35H197V34H201V33H203L204 31H211L213 28L211 27V24ZM218 23H220V24H218ZM228 23H230L231 24V26H230V24L228 25ZM98 24V25H97ZM103 24V25H102ZM105 24V25H104ZM113 24V25H112ZM115 24V25H114ZM208 24H210V26L208 25ZM224 24V25H223ZM227 24V25H226ZM260 24V25H259ZM57 25V26H56ZM89 27H88V26ZM101 25V26H100ZM121 25H123L124 27H122ZM217 25V27H215ZM222 25V26H221ZM103 26V27H102ZM118 26V27H117ZM128 26V27H127ZM193 26V27H192ZM225 26H226V28H225ZM237 26H239V28H237ZM6 27V28H5ZM11 27V28H10ZM37 27V28H36ZM79 27V28H78ZM105 27V28H104ZM131 27V28H130ZM210 27V28H209ZM235 27V28H234ZM257 27V28H256ZM2 28V29H1ZM85 28H88V29H85ZM104 29V34L102 33L101 34V32H97V33H95L96 32V30L97 29ZM118 28V29H117ZM165 28V29H164ZM209 30H208V29ZM212 28V29H211ZM219 28V27H218ZM235 30H234V29ZM102 29V30H103ZM133 29V30H132ZM137 29V31L135 32V30ZM143 29V30H142ZM190 29V30H189ZM220 30H223V28H219ZM238 29L240 30V31H238ZM242 29V30H241ZM244 29V30H243ZM7 30V31H6ZM60 30V29H59ZM91 30V31H90ZM112 30V31H111ZM129 30V31H128ZM201 30V31H200ZM233 30V31H232ZM111 31V32H110ZM148 31V32H147ZM186 31V32H185ZM201 33H200V32ZM11 32V33H10ZM55 32V33H54ZM106 32V33H105ZM114 32V33H113ZM121 32V33H120ZM123 32V33H122ZM125 32V33H124ZM163 32V33H162ZM185 32V33H184ZM236 32V33H235ZM238 32V33H237ZM242 32V33H241ZM8 33H9V35H8ZM20 33V34H19ZM108 33V34H107ZM112 35H111V34ZM117 33V34H116ZM127 33V34H126ZM138 33V34H137ZM149 33V34H148ZM191 33V34H190ZM206 33V32H205ZM4 34V35H3ZM96 34H97V38H96ZM126 34V35H125ZM129 34H131V35H129ZM155 34L157 35V36H155ZM189 34V35H188ZM115 35H116V37H115ZM141 35V36H140ZM143 35V36H142ZM197 35V36H196ZM202 35V34H201ZM200 35V36H201ZM8 36L10 37V38H8ZM21 36V37H20ZM23 36V37H22ZM101 36H103L102 38H101ZM112 36V37H111ZM130 36V37H129ZM138 36V37H137ZM149 36V37H148ZM184 36L186 37V38H184ZM196 36V37H195ZM147 37V38H146ZM162 37H164V39L162 38ZM180 39H179V38ZM223 37H225V38H223ZM231 37V38H230ZM6 38V39H5ZM126 38V39H125ZM128 38V39H127ZM135 38V39H134ZM143 40H142V39ZM150 38V39H149ZM161 38H162V40H161ZM182 38H184V39H182ZM228 38V39H227ZM4 39V40H3ZM11 39V40H10ZM47 39V40H46ZM103 39V40H104ZM134 39V40H133ZM159 39V40H158ZM186 39V40H185ZM198 39H200V37L198 38ZM201 39H203L202 37H201ZM39 40V41H38ZM115 40V41H114ZM128 40H129V42H128ZM137 40V41H136ZM156 40H158L159 42H161V43H159L158 41H156ZM167 40V41H166ZM174 40V41H173ZM195 40H193V41H191V42H189L188 44H190V45H192V46H194V48H197L196 47V45H198V43L197 42H199V41H195ZM233 40V41H232ZM113 41V42H112ZM146 41V42H148L147 44H145L144 42ZM169 41V42H168ZM243 41V42H242ZM49 42V43H48ZM115 42V43H114ZM118 42V43H117ZM129 44H127V43ZM166 43V44H164V43ZM176 42V43H175ZM179 42H181V43H179ZM184 42V43H183ZM236 42V43H235ZM27 43V44H26ZM32 43V44H31ZM124 43V44H123ZM168 43V44H167ZM231 43V44H230ZM246 43V44H245ZM5 44V45H4ZM10 45V50H7V47H9V45ZM23 44V45H22ZM37 44V45H36ZM39 44V45H38ZM43 44V45H44ZM106 44V43H105ZM122 44V45H121ZM160 44V45H159ZM245 44V45H244ZM12 45L14 46V47H12ZM66 45V50H65V54L64 55H66V57H69V61L71 62L70 64V66L71 67H73V68H75V65L77 66L79 63H81L82 62V60L81 59H78V58H75V57H78L77 55L79 54L78 52V49H77V47H78V45H79V43L75 40L74 41V39H72V38H68V40H67V44H65ZM74 45H76V49L74 50ZM139 45H140V47H139ZM146 45V46H145ZM165 45V46H164ZM7 46V47H6ZM37 46H39V47H37ZM74 46V47H73ZM110 46V47H109ZM130 46V47H129ZM133 46V47H132ZM170 46V47H169ZM200 46V45H199ZM234 46V47H233ZM23 47V48H22ZM29 47V48H28ZM116 47V48H115ZM150 47V48H149ZM243 47V48H242ZM6 48V49H5ZM12 48H13V50H12ZM106 48V49H107ZM149 48V49H148ZM157 48H159V49H157ZM198 48H200V47H198ZM5 49V50H4ZM9 49V48H8ZM17 49V50H16ZM94 49V50H93ZM115 49V50H114ZM125 49V50H124ZM128 49V50H127ZM132 49V50H131ZM133 49H135V50H133ZM147 49V50H146ZM12 50V51H11ZM27 50V52H29V53H25V51ZM31 50V49H30ZM78 52H77V51ZM110 50H112V52H113V58L114 59H111V54L110 53H112ZM118 50H120V52L118 51ZM138 52H137V51ZM141 50V51H140ZM168 50V51H167ZM233 50V49H232ZM9 51V52H8ZM31 51V54H33V52ZM36 51V50H35ZM34 51V53H36ZM90 51H95V47L94 48H92ZM118 51V52H117ZM128 51V52H127ZM131 51V52H130ZM133 51V52H132ZM147 51H149V52H147ZM153 51V52H152ZM212 51V50H211ZM235 51V50H234ZM233 51V54L235 55L236 54V52H234ZM240 51H241V53H240ZM24 52V53H23ZM110 52V53H109ZM20 53V55H18ZM115 53V54H114ZM176 53V54H175ZM179 55H178V54ZM4 54H1L2 56H4ZM30 54V55H31ZM130 56H129V55ZM137 54V55H136ZM155 54H156V56H155ZM13 55V54H12ZM12 55H10V56H12ZM34 55V54H33ZM105 55V56H104ZM120 55V56H119ZM125 57H124V56ZM141 55V56H140ZM146 55V56H145ZM151 55V57H148V56H150ZM162 55V56H161ZM178 55V56H177ZM237 55V54H236ZM237 55V56H238ZM129 56V57H128ZM177 56V57H176ZM217 56V57H216ZM13 57V56H12ZM29 57H31V58H29ZM70 57H72V58H70ZM104 57V58H103ZM133 57V58H132ZM139 59H138V58ZM142 57V58H141ZM183 57V58H182ZM201 57H202V59H201ZM203 57H205V59L203 58ZM216 57V58H215ZM223 61V63H222V61L219 59V58ZM122 60H121V59ZM147 58H149V59H147ZM214 58V59H213ZM5 59H3V60H5ZM8 59V58H7ZM9 59H11V57H9ZM18 59V60H17ZM31 59V60H30ZM71 59H72V61H71ZM74 59V60H73ZM128 59V60H127ZM22 60V61H21ZM112 60H113V62H112ZM127 60V61H126ZM149 60V61H148ZM175 60V61H174ZM195 60L196 61H199V65L200 66H202V68L200 67V69L199 70H197V71H204V72H200L203 76H204V79L202 80V79H200V76H201V78L203 77L202 75H199V73H198V75L195 73V72H197V71H194V70H196L197 68H195L196 66H197V64H196V62H195ZM203 60V61H202ZM205 60V61H204ZM235 60V61H236ZM244 62H243V61ZM1 61H2V59H1ZM6 61V60H5ZM20 61V62H19ZM34 61V60H33ZM67 61H68V59H67ZM69 61H68V63H69ZM114 61H116L117 62V64H116V62H114ZM144 61V62H143ZM216 61V62H215ZM238 61H236V63L238 62ZM4 62V61H3ZM7 62V61H6ZM16 62H17V64H16ZM151 62V63H150ZM161 62V63H160ZM173 62V63H172ZM222 64H220V63ZM240 62H238V63H240ZM20 63H23V64H20ZM76 63V64H75ZM108 63V64H107ZM110 63V64H109ZM113 63H115L116 65H114ZM163 63V64H162ZM207 65H206V64ZM238 63H237V65H238ZM240 63V64H241ZM1 64H2V62H1ZM6 64H8V63H6ZM113 64V65H112ZM121 64V65H120ZM167 64V65H166ZM219 64V65H218ZM239 64V65H240ZM3 65H5L4 63L2 64V66ZM11 65V66H12ZM18 65V66H17ZM29 65V66H28ZM123 65V66H122ZM125 65H127V66H125ZM129 65H133L132 67L131 66H129ZM146 66V67H144V66ZM173 65V66H172ZM196 65V66H195ZM198 65V66H199ZM246 65V66H245ZM222 66V67H221ZM30 67H32V68H30ZM114 67V68H113ZM121 67V68H120ZM171 67H174V68H171ZM242 67V68H243ZM247 67V68H246ZM128 68H130V70L128 69ZM134 68V69H133ZM154 68V69H153ZM204 68V69H203ZM8 69H9V71H8ZM30 69V70H29ZM112 69V70H111ZM120 69V70H119ZM126 69V70H125ZM128 69V70H127ZM246 69V70H245ZM158 70V71H157ZM179 70V71H178ZM112 71V73L114 74V75H116V77H114V76H111L110 74H109V72H111ZM135 71V72H134ZM140 71V72H139ZM173 71V72H172ZM191 71H194V72H191ZM215 71V72H214ZM218 71V72H217ZM224 71V70H223ZM241 71V70H240ZM251 71V72H250ZM2 72V74H3V70L1 71ZM8 72V73H7ZM137 72V73H136ZM152 72V73H151ZM166 72V73H165ZM170 72V73H169ZM172 72V73H171ZM248 72H250V74L248 73ZM258 72V73H257ZM34 73H35V71H34ZM107 73V74H106ZM147 73H149V74H147ZM169 73V74H168ZM191 73V74H190ZM1 74V73H0ZM112 74V75H113ZM118 74V75H117ZM140 74V75H139ZM146 74V75H145ZM153 74H156V75H153ZM163 74V75H162ZM175 76H173V75ZM193 74V75H192ZM220 74V75H219ZM108 75L110 76V77H108ZM121 75V76H120ZM142 75V76H141ZM150 75V77H148ZM153 75V76H152ZM170 75H172V77H170ZM179 75V76H178ZM196 75V76H195ZM213 75H215V76H213ZM240 75H242L243 77L245 76L247 79H253V81H252V83L251 82H249V83H251L249 86H247L246 88L249 90V91H251V93L254 95H252L251 93H249L248 94V92L249 91H246L245 90V84H246V82L248 81L247 79H245V77L243 78V79H245V80H247L246 82H245V84H242L243 86H244V88L242 87V86H238L237 84L239 83V81H237V80H239L240 78H241V76ZM251 76V77H249V76ZM252 75H255V77L254 76H252ZM256 75H259V77H261L260 79H262V81H260V79H259V77L258 76H256ZM119 76V77H118ZM134 76V77H133ZM166 76V77H165ZM169 76V77H168ZM178 76V77H177ZM194 77V79H193V77ZM207 76V77H206ZM208 76H209V78H208ZM217 76V77H216ZM3 77V76H2ZM13 79H12V78ZM132 77V78H131ZM145 77H147V78H145ZM152 77V78H151ZM168 77V78H167ZM200 79L199 81H198V78ZM213 77V78H212ZM253 77V78H252ZM257 77H258V79H257ZM79 78V77H78ZM78 78H76V79H78ZM114 78H116V81H117V83H115L116 81H114L113 79ZM136 79V81H135V79ZM149 78V79H148ZM152 80H151V79ZM156 78L158 79V80H156ZM167 78V79H166ZM195 78H197L196 80H195ZM212 78V79H211ZM218 78V79H217ZM221 78V79H220ZM237 79V80H233V79ZM239 78V79H238ZM241 78V79H242ZM93 79V80H92ZM111 79V80H110ZM118 79V80H117ZM121 80V82H123V83H118L120 80ZM124 79V80H123ZM131 79V80H130ZM140 79L142 80L143 79V82L141 81L140 82ZM155 79V80H154ZM175 80V82H173L172 80ZM181 81H180V80ZM185 79V80H184ZM206 79V80H205ZM225 81H224V80ZM243 79L242 80H240V82L241 83H244V81H243ZM9 80V79H8ZM98 80V81H97ZM104 80V81H103ZM127 80L129 81V82H127ZM139 80V81H138ZM148 80H151L150 82H151V84H150V82L148 81ZM168 82H167V81ZM169 80L170 81H172L171 83L169 82ZM177 80V81H176ZM189 80V81H188ZM205 80V81H204ZM216 82H215V81ZM50 81L51 80H49V84H47L48 82H47V80L45 81V84H44V81L42 82V85H43V87H44V85H45V87L47 86V88L48 89H50L49 87L52 85V83H51V85H50ZM78 81V83H79V79L77 80ZM128 83L127 85L129 86V87H127V85H126V83ZM134 81V82H133ZM139 83H138V82ZM153 81V82H152ZM154 81H156V82H154ZM159 81V82H158ZM165 81V83H167V84H165V83H163ZM186 81V82H185ZM196 81V83H194ZM197 81H198V83H197ZM202 81V82H201ZM213 83H215V84H213ZM218 81V82H217ZM232 81V82H231ZM249 81H251V80H249ZM256 81V82H255ZM24 82V83H23ZM27 82V83H26ZM47 82V83H46ZM52 82V81H51ZM69 82V83H68ZM106 82V83H105ZM114 82V83H113ZM149 82V83H148ZM188 82V83H187ZM223 84H222V83ZM254 82L256 83V84H254ZM259 82V83H258ZM13 83V84H12ZM26 83V84H25ZM31 83V84H30ZM80 83H81V81H80ZM94 83V84H93ZM156 83H158V85L156 84ZM164 85H163V84ZM203 85H202V84ZM204 83H206V84H210V86H208V85H204ZM248 83V82H247ZM248 83V84H249ZM257 83H258V85H257ZM22 84H24V85H22ZM47 84V85H46ZM66 84H68L67 85V87L69 86V87H71V85H73V83L71 82V81H67V83ZM111 84H113L112 85V87L113 88H111ZM116 86H115V85ZM121 84V86H119V85ZM123 84L124 85H126V87H123ZM150 86H149V85ZM169 84H171L170 86H169ZM176 84V85H175ZM188 84V85H187ZM194 84H196V85H194ZM197 84H200V85H197ZM217 84V85H216ZM220 84V85H219ZM253 84H254V86H253ZM260 84V85H259ZM22 85V86H21ZM48 85H50V86H48ZM134 85H135V88H134ZM138 85V86H137ZM147 86V87H145V86ZM154 85V86H153ZM168 85V86H167ZM176 87H174V86ZM183 85V86H182ZM240 85V84H239ZM247 85V84H246ZM252 85V87H250ZM255 85H256V88H255ZM18 86H20L19 88H21L22 90V93H21V91H19L20 89H18V88H16V87H18ZM53 86V85H52ZM66 86V85H65ZM91 86V87H90ZM118 86L120 87V89L118 88ZM136 86H137V88L139 89L140 87V89L138 90L137 88H136ZM166 88H165V87ZM172 86H173V89L174 90H179V93H178V97L175 95V97H177L178 99L181 97V99H179L180 101H182V103L179 101V100H177L175 97H173V99H171V97L173 96H171V89H172ZM187 86H188V88H187ZM197 86H203V87H201V88H203L204 89V91H203V89L202 90H199V89H201V88H199V89H197L196 90V88H198ZM211 86H212V88H211ZM216 86V87H215ZM225 86H226V89H225ZM227 86H229V87H227ZM30 87V89H28ZM110 87V88H109ZM115 87H116V89H115ZM189 87H192V88H189ZM194 87V88H193ZM209 87V88H208ZM213 87H214V91L212 90L213 89ZM231 87H233V88H231ZM249 87H250V89H249ZM54 88V89H53ZM53 88H51L50 89V91H52L53 92V94H52V92H51V94L50 95H52V96H47V98L50 100V99H52V101H51V103L50 104H52L53 102H54V100H56L53 104L54 105H51V106H53L54 108V110H58L57 108H58V106H60V105H62L63 103H66L65 102V99L64 100H62L61 98H59V94H61V91H59L58 90V88H56V87H54L53 86ZM127 88V89H126ZM133 88V89H132ZM162 90H161V89ZM171 88V89H170ZM179 88V89H178ZM228 88V89H227ZM244 89V91H243V89ZM261 88H262V90H261ZM56 89V90H55ZM77 89V88H76ZM91 89V90H90ZM112 89V90H111ZM117 89H118V92H116L117 91ZM135 89H137L138 91V93L136 92V90ZM157 89L159 90V91H157ZM217 89V90H216ZM219 89V90H218ZM234 89H236V97H235V94H234ZM240 90V92H239V90ZM54 90V91H53ZM128 90V91H127ZM131 90H133V91H131ZM140 90H143V91H140ZM160 90H161V93H160ZM168 90L170 91V92H168ZM229 90V91H228ZM233 90V91H232ZM237 90H238V92L239 93H237ZM254 90H257V91H254ZM14 91H13V89H12V93L11 94H13L14 93ZM24 91H26L25 93H24V95H23V92ZM57 91H59V92H57ZM124 91V92H123ZM135 91V92H134ZM154 93H153V92ZM165 91V92H164ZM168 93H167V92ZM173 91V90H172ZM193 91H195V93H199V94H196L195 95V93L193 92ZM208 91H210V92H212V94L211 93H209L208 94ZM216 91H218V92H216ZM225 93H223V92ZM259 91V92H258ZM27 92H28V94H27ZM54 92H55V94H54ZM90 92V93H89ZM112 92V93H111ZM129 92V93H128ZM141 92V93H140ZM144 92H145V94H144ZM158 92V93H157ZM178 92V91H177ZM192 92V93H191ZM203 92V93H202ZM221 93V97H220V93ZM229 92H232L231 94L229 93ZM244 92V94H246V92H247V94L248 95H246V97H244L245 95H242L241 93H243ZM89 93V94H88ZM128 93V94H127ZM140 93V94H139ZM148 93V94H147ZM165 93V94H164ZM170 93V97L168 98L167 96H168V94ZM190 93V94H189ZM206 93H207V95H206ZM214 93H216L215 94V97H214ZM219 93V94H218ZM257 93V94H256ZM15 94V93H14ZM84 94H85V96H84ZM90 94L92 95V94H94V96L92 95V96H90ZM115 94H117V97H116V95ZM121 94H123L124 96H122ZM129 94H131V96L129 95ZM133 94V95H132ZM139 94V95H138ZM148 96H147V95ZM156 94V95H155ZM162 94V95H161ZM173 94V93H172ZM200 94H201V96H200ZM211 94V95H210ZM223 94V95H222ZM239 94H241L242 96V98L239 96V99L241 100V101H239L238 100V95ZM16 95V94H15ZM88 95V96H87ZM112 95V96H111ZM122 97H121V96ZM143 95V96H142ZM160 95V96H159ZM191 95V96H190ZM193 95V96H192ZM209 95V96H208ZM233 95V96H232ZM250 95V96H249ZM252 95V96H251ZM18 96V95H17ZM26 96V97H27ZM54 96H58L57 98L56 97H54ZM63 96V95H62ZM135 96V97H134ZM151 96V97H150ZM159 96V97H158ZM165 96L167 97V99L165 98ZM199 96V97H198ZM223 96V97H222ZM232 96V97H231ZM249 96V97H248ZM41 97H43V96H41ZM41 97H38V98H41ZM79 97V96H78ZM124 97V98H123ZM131 97V98H130ZM148 97H150V98H148ZM202 99H201V98ZM207 97V98H206ZM219 97H220V99H219ZM244 97V98H243ZM248 97V98H247ZM250 97H252V99H253V101H255V103L254 102H250ZM254 97V98H253ZM85 98H87V100H85ZM94 98V99H93ZM127 98L129 99L128 100V102H126V100H127ZM132 98H134L133 100H131ZM148 99V101H147V99ZM155 98V99H154ZM183 98V99H182ZM191 98V99H190ZM203 98H205L206 99V101L204 102V100L205 99H203ZM210 98H212V100H210ZM215 98V99H214ZM217 98H218V100H217ZM231 98H233V101H236L235 103L236 104H234V105H236L237 107H238V109H237V113L235 114L234 112L236 111V110H233L234 112H233V114H227V116L226 115H224V113H226V111H224V110H226L225 108H227L228 110H227V112L228 111H231V110H229V107H230V102L232 103V101H231ZM246 98L249 100V101H247L246 100ZM256 98V99H255ZM261 100H260V99ZM35 99H37V98H35ZM60 99V100H59ZM114 99V100H113ZM124 100L125 102H123L122 100ZM160 99H165V100H160ZM174 99H176L175 101L176 102H180V103H176L175 102V104H174V102H173V100ZM214 99V100H213ZM229 99V100H228ZM236 99V100H235ZM246 101V106L244 105H241V102H244L245 103V101ZM63 102H62V101ZM94 100V101H93ZM102 100V101H101ZM186 100V101H185ZM187 100L189 101V102H193V104L191 103H189V102H187ZM202 100H203V102H202ZM219 100H221V101H219ZM67 101V100H66ZM68 101H69V99H68ZM67 101V103H71L72 102V104L70 105V106H72L73 105V101L70 99V101L68 102ZM106 101V102H105ZM122 101V102H121ZM147 101V102H146ZM159 101V102H158ZM161 101V102H160ZM211 101H214V103L213 104H211ZM229 103H228V102ZM239 101V102H238ZM252 101V100H251ZM258 101V102H257ZM260 101V102H259ZM88 102V104H90ZM119 102H121L120 104H119ZM186 102L188 103V104H190V105H188V107H186L187 106V104H186ZM216 102V103H215ZM250 102V103H249ZM258 104H257V103ZM66 103V104H67ZM85 103V102H84ZM87 103V102H86ZM101 103V104H100ZM116 103V104H115ZM123 103V104H122ZM127 105H126V104ZM157 103V104H156ZM168 103H171V104H168ZM186 105H185V104ZM203 103V104H202ZM204 103H206V104H204ZM209 103H210V105H209ZM221 103V104H220ZM66 104H64V106L63 107H65L66 106ZM109 104H110V106H109ZM114 104V105H113ZM121 104H122V106H121ZM160 104V105H159ZM197 104V105H196ZM219 104V105H218ZM227 105V106H225V105ZM250 104V106L248 107V105ZM98 105H99V107H98ZM100 105H101V107H103V106H105L106 105V107L104 108L103 107V109L100 107ZM118 105V106H117ZM125 105H126V107H125ZM173 105H174V107H173ZM207 105H208V107H207ZM252 105V106H251ZM261 105H264V104H261ZM148 106V105H147ZM177 106H179L178 108H177ZM193 106H196V109H195V107H193ZM203 106V107H202ZM213 106V107H212ZM215 106V107H214ZM229 106V107H228ZM232 106V105H231ZM235 106V107H236ZM67 107H69L68 106V104H67ZM113 107H115V108H113ZM151 107V108H152ZM172 107V108H171ZM199 107V108H198ZM204 107L205 108H207L208 109V111H207V109H204ZM233 107V106H232ZM243 107H245L244 108V112L242 111V112H240L241 110H243L242 108ZM66 108V107H65ZM168 108V109H167ZM169 108H170V112H169ZM183 108H182V111H184L183 110ZM198 108V109H197ZM201 108V109H200ZM217 108V109H216ZM48 109H50V112L52 111L51 110V108H48ZM108 109V110H107ZM111 109V110H110ZM123 109H121V111H122V113H123ZM193 109L195 110V112H193ZM215 109V110H214ZM221 109L223 110V111H221ZM230 109H232V108H230ZM247 109V110H246ZM255 109V110H254ZM53 110V111H54ZM97 111H98V109H96ZM151 110V109H150ZM154 110V109H153ZM179 110V109H178ZM198 110H200V111H198ZM203 110V111H202ZM246 110V111H245ZM260 110L261 111V113H259L258 111ZM52 111V112H53ZM108 111V112H107ZM117 111V112H116ZM149 111V110H148ZM154 111H156V109L154 110ZM173 111V112H172ZM179 111H181V109L179 110ZM181 111V112H182ZM211 111V112H210ZM55 112H57V111H55ZM55 112H53V113H55ZM108 114H107V113ZM109 112H111V113H109ZM114 112H116V113H114ZM118 112L120 113V115L118 114ZM131 112H132V110H131ZM150 112H152V111H150ZM164 112H166L165 114H163ZM210 112V113H209ZM217 112H218V115H217ZM167 113L170 115V116H167ZM200 113V114H199ZM206 113V114H205ZM215 113V114H214ZM230 113H232V112H230ZM242 113V114H241ZM106 114V115H105ZM116 114V115H115ZM154 114V113H153ZM194 114V115H193ZM212 115V116H209V115ZM118 115V116H117ZM146 115H147V117L149 116V115H151L152 116V113H146ZM204 115V116H203ZM213 115H215V116H213ZM220 115H223V116H221L220 117ZM258 115H260L259 117H257ZM115 116L117 117V118H115ZM194 116V117H193ZM201 116V117H200ZM219 117V118H216V117ZM226 116V117H225ZM112 117V116H111ZM173 117V116H172ZM198 117V118H197ZM229 118V120H228V118L225 120V118ZM235 117V118H234ZM238 117V118H237ZM245 117H246V119H245ZM109 118V117H108ZM152 118V117H151ZM152 118V119H153ZM171 118V117H170ZM170 118L168 119V120H170ZM208 118H210V119H208ZM257 118V119H256ZM116 121H115V120ZM149 120H147V118H146V123L145 124H150V122H152L151 121V119H150V116H149V118H148ZM196 121H200L199 123L198 122H196ZM197 119H200V120H197ZM221 119V122H225V124H227L228 122V125L227 126H232V124L231 123H234V125L233 126H235V127H230V129L231 130H233L232 132L229 130V128H228V130L230 131V136L228 137V135H224L223 136V138H222V135L223 134H227L228 132H226L225 131V128H221L222 127V125H225L224 123H221V122H219L220 124H222V125H220L219 123H218V125L219 126H217V123L216 122H218V120H220ZM222 119H224V120H222ZM240 119V120H239ZM262 119V120H261ZM154 120V121H155ZM171 120H172V118H171ZM205 120V121H204ZM231 120H235L234 122L233 121H231ZM254 120V121H253ZM108 121V122H107ZM115 121V122H114ZM149 121V122H148ZM155 121V123H157ZM209 121V122H208ZM243 121H244V123H243ZM250 121V122H249ZM260 121H262V122H260ZM114 122V123H113ZM118 122V123H119ZM148 122V123H147ZM109 123H112L111 125L113 126V129H109V128H112V126L109 124ZM211 123V124H210ZM216 123V124H215ZM241 123V124H240ZM255 123H257V125L255 124ZM260 123H262L261 125H260ZM144 124V125H145ZM152 125H153V122L151 123ZM197 124H200V126L199 125H197ZM201 124H203V125H201ZM210 124V125H209ZM216 125V126H213V125ZM250 124V125H249ZM109 125V126H108ZM148 125H146V127H148ZM195 125V126H194ZM130 126H132V125H130ZM212 128H211V127ZM114 127L117 129H115L114 130ZM128 127V126H127ZM145 127V126H144ZM145 127V128H146ZM152 127V126H151ZM217 127H218V129H217ZM220 127V128H219ZM224 127V126H223ZM225 127H226V125H225ZM261 127V128H260ZM125 128V127H124ZM129 128V127H128ZM137 128V127H136ZM136 128L134 127H132L131 128V130L133 131V129H135L136 130ZM201 128V129H200ZM216 128V129H215ZM56 129V128H55ZM87 129H88V127H87ZM119 129H122V127H120ZM127 129V128H126ZM152 129V131H154V129L153 128H150L148 131H150ZM221 129H222V131H221ZM224 129V130H223ZM227 129V128H226ZM257 129V130H256ZM54 130V129H53ZM57 130V129H56ZM56 130L54 131V132H56ZM89 130H90V128H89ZM128 131H126V132H128L127 134H126V132L124 133V134H126V137L128 138V137H131V138H126L125 136H123V138L125 139H127V140H129L131 143H129L126 139H125V141L126 142H128L129 144H130V150H128L129 152H132L133 151V153L132 154H134V155H139V153H140V151L139 150H141L140 148H142V147H144V149H142V153H141V155L143 154V156H145V154H146V149L145 148H149L148 150H147V158L148 157H151L152 155V151H153V148H154V143H153V137H155L154 135H156L155 133H153L152 134V132H151V134L148 136V137H146L145 136V138L143 137V140L141 141L139 138H138V140L136 141L135 139H137V138H133L131 135H128V134H130V132H131V130L130 129H127ZM197 130V131H196ZM210 130V131H209ZM247 130V131H246ZM256 130V131H255ZM87 131V130H86ZM99 131V130H98ZM98 131L97 132H95L94 133V136H98V134H96V133H98ZM114 131V132H113ZM156 131V130H155ZM213 131V132H212ZM218 131H221V132H218ZM245 131V132H244ZM49 132H52V131H49ZM103 132L104 131H102L101 133L103 134ZM106 132V131H105ZM213 133V134H211V133ZM246 132H249V133H246ZM57 133V132H56ZM56 133L54 134V133H52L51 135H52V137L54 136V138H55V135H56ZM101 133H100V138H101ZM150 133V132H149ZM157 133V132H156ZM234 133H236V134H234ZM250 133H251V135H250ZM62 134V133H61ZM85 134H90V131L89 132H86ZM222 134V135H221ZM51 135H47L48 137H50ZM210 135V136H209ZM221 135V136H220ZM235 135H237V137L235 136ZM239 135V136H238ZM255 135H256V137H255ZM44 136H46V135H44ZM43 136V137H44ZM46 136V139L48 138ZM58 136V138H63V137H65V135L63 136V135H57ZM57 136H56V139H57ZM63 136V137H62ZM98 136V137H99ZM117 136H118V134H117ZM118 136V138L119 139H122V138H120ZM252 136V137H251ZM260 136H261V141H258L259 139H260ZM51 137V138H52ZM96 137H93V138H95V141H97L96 140ZM97 137V139H99ZM150 137V138H149ZM220 137V138H219ZM240 137V138H239ZM249 137V138H248ZM258 137V138H257ZM148 138H149V141H148ZM216 138V139H215ZM222 138V139H221ZM232 139V140H230L229 141V139L227 140L228 141V143L230 144V142L231 141H235V139ZM256 138V139H255ZM141 139H142V137H141ZM144 139H147L146 141L147 142H145L144 141ZM152 139V140H151ZM195 139V140H194ZM212 139V140H211ZM219 139V140H218ZM239 139H240V141L243 143V142H245V143H243L244 144V146L242 145V143H237V141H239ZM133 140H134V142H133ZM190 140H188V141H190ZM244 140V141H243ZM253 140V141H252ZM124 141V142H125ZM136 141V142H135ZM141 141V142H140ZM209 141H210V143H209ZM215 141V142H214ZM219 141V142H218ZM225 141H226V139H225ZM224 141V142H225ZM249 141V142H248ZM124 142H122V143H120L121 145H119V148H122L123 146H122V144L124 145ZM125 142V143H126ZM133 142V143H132ZM145 142V143H144ZM194 142V143H195ZM207 142V143H206ZM256 142V143H255ZM138 143V144H137ZM144 143V146L142 145ZM147 143V144H146ZM153 143V144H152ZM191 143V142H190ZM220 143H222V144H220ZM262 143H264V142H262ZM136 144V145H135ZM151 144V145H150ZM192 144V143H191ZM215 144V145H214ZM223 144H224V146H223ZM226 144V145H225ZM248 144V145H247ZM133 147H132V146ZM145 145H147V146H145ZM151 147H150V146ZM262 145V144H261ZM120 146H122V147H120ZM137 146V147H136ZM153 146V147H152ZM221 146H223V147H221ZM243 146V147H242ZM254 146V147H253ZM132 148L134 149V150H132ZM139 148V149H138ZM150 148H151V152H150ZM210 148V149H211ZM223 149L224 151H226V150H228V153L226 152H223V154H220V153H222V152H219L218 151V149L219 150H221V149ZM124 149V148H123ZM121 149L120 151H122L121 153L120 152H117V153H119L118 155H115V154H117V153H114V154H112V155H109V156H107L108 158H107V161H106V163H107V165L110 167V169H112L113 171H114V173L115 174H118V175H121V177L124 179V183L126 182L127 184H129V186L130 185H133V182H134V176H138L139 177V174H140V168L141 169H146L145 168V166H143V164L141 165L142 167H140V165H138V163L140 164V162L139 161H136V162H138L136 165H138L140 168L138 169L139 171L137 172L136 171V173H138V175H136V173L132 176L131 174H129L128 175V168H127V166H128V164L126 165L125 164V162L124 161H126V156H127V154L129 153H127V154H125V151L127 152V150L126 149ZM139 151V153L136 151ZM132 150V151H131ZM222 150V151H223ZM82 151H84L83 149H82ZM135 151V152H134ZM186 151L188 152V154H186ZM143 152H145V153H143ZM193 152V151H192ZM211 152H212V150H211ZM210 152V153H211ZM232 153V154H231ZM236 153V152H235ZM82 154H84L85 155V153H83L82 152ZM149 154V155H148ZM195 154H198V155H195ZM225 154H227V156L225 155ZM122 155V156H121ZM170 155H171V158H170ZM189 155V156H188ZM190 155H193V156H190ZM225 159H222V157ZM116 156V157H115ZM169 156V157H168ZM173 156V157H172ZM206 156V157H205ZM230 156V157H229ZM187 157V158H186ZM189 157V158H188ZM191 157V158H190ZM194 157H195V159H194ZM205 157V158H204ZM208 157V158H207ZM221 157V159H219ZM229 158V159H227V158ZM252 157H254V156H252ZM168 158V159H167ZM180 158L182 159V160H180ZM206 160V162H208V165H207V163L205 162V160ZM233 158V159H232ZM111 159V160H110ZM177 161H176V160ZM195 160L194 162H193V160ZM204 161H203V160ZM211 159H213V160H211ZM227 159V160H226ZM234 159H236L235 161L238 163L239 162V164L237 165V166H239L240 164V168L238 169L237 167H235V165L234 164H237L235 161H234ZM172 160H174L173 162H172ZM196 160H198L199 162H197ZM200 160H201V162H200ZM214 160H216V161H214ZM220 160H221V162H220ZM111 161V162H110ZM158 161V162H157ZM160 159H158L157 158V160H155V163H154V161H153V163H154V165H156V167L153 165V167H155L154 169H156L157 167L159 168V167H161V165L159 166V164H160ZM166 161V162H165ZM168 161V162H167ZM190 161V162H189ZM214 161V162H213ZM254 161V162H253ZM262 161H264V157H262ZM108 162H109V164H108ZM161 162V163H162ZM169 162H170V164H169ZM176 162H178V163H176ZM192 162V163H191ZM196 162V163H195ZM212 162V163H211ZM231 162V163H230ZM190 163V164H189ZM217 163H219L220 165H221V167H219L218 165H217ZM227 163V164H226ZM249 163V162H248ZM255 163V164H254ZM112 164V165H111ZM179 166H178V165ZM189 164V165H188ZM204 164V165H203ZM229 164V165H228ZM246 165H248L247 164V162L245 163ZM119 165H123V167L122 166H120L119 167ZM158 165V166H157ZM185 165V166H184ZM201 165V166H200ZM255 165V166H254ZM260 165V166H259ZM112 166V167H111ZM133 166H135V165H133ZM138 166H135V168L134 169H136ZM171 166V167H170ZM188 166V167H187ZM234 166V168H235V170H232V167ZM245 165H243V167H244ZM249 166H247V167H249ZM251 166H253V167H251ZM262 166V167H261ZM113 167L115 168V170H116V172H115V170L113 169ZM118 167V168H117ZM144 167V168H143ZM146 167H147V165H146ZM166 167V168H165ZM201 167V168H200ZM209 167V168H208ZM225 167H227V168H225ZM246 167V166H245ZM126 170H125V169ZM157 168V169H158ZM200 170H199V169ZM203 168V169H202ZM213 168V169H212ZM220 168V169H219ZM243 170H242V169ZM166 169H168V170H166ZM221 169H223V170H221ZM238 169V170H237ZM248 170V172H247V170ZM254 169V170H253ZM123 170V171H122ZM137 170V169H136ZM143 170V171H144ZM226 170H228V171H226ZM237 170V171H236ZM249 170H250V172H249ZM124 171H126V172H124ZM135 171V170H134ZM146 171V170H145ZM144 171V172H145ZM157 171V170H156ZM183 171H184V173H183ZM216 171V172H215ZM224 171H225V173H224ZM239 171H240V173H239ZM246 171V173H244ZM158 172V171H157ZM170 174H169V173ZM180 172V173H179ZM188 172V173H187ZM190 172V173H189ZM238 172V173H237ZM242 172V173H241ZM253 172V173H252ZM142 173V172H141ZM204 173V174H203ZM228 173H229V175H228ZM250 173V174H249ZM143 174V173H142ZM224 174H226V175H224ZM232 174H234V175H232ZM237 174H239V176L240 175H242V176H240V180L238 179V177H237ZM245 174V175H244ZM248 174L250 175V176H248ZM128 175V176H127ZM155 175H156V173H155ZM172 175V176H171ZM174 175V176H173ZM192 175V176H191ZM221 175V176H220ZM231 175V178L230 179H233L232 178V176H234V178H235V176H236V178L238 179H236L237 180V182L239 181H241L240 182V187H242V189H244L243 188V186H245V188H246V190L248 191V189L250 190V191H248V192H250V194L251 193H253V194H251V199H253L252 201L251 200H249L248 202H246L245 203V201H247L246 199L247 198H245V200H244V198H243V202H244V205H243V203H242V205H240L241 203H238L236 200H234V198L235 197H232L233 196V193L231 194V191L229 190L228 192L225 190V188L223 187L224 185H226V184H228L229 185V188H231L230 187V183H232V181L234 180H232V181H230L229 180V183H228V181H227V178L229 177ZM140 176H141V174H140ZM158 176V173H157V175L155 176V177H157ZM165 176H166V180H167V182L164 180L165 179ZM169 178H168V177ZM179 176V177H178ZM201 176V177H200ZM209 176H211V177H209ZM223 176V177H222ZM228 176V177H227ZM246 176V178H248L249 180H247L246 178V180L247 181H245L244 183V185L242 184V182H243V180H241V177H242V179L244 178ZM252 176V177H251ZM130 177V178H129ZM134 177V178H133ZM194 177H195V180H193L194 179ZM226 177V178H225ZM125 178H126V180H125ZM158 178V177H157ZM172 178H173V180H172ZM203 178V179H202ZM209 178V179H208ZM212 178V179H211ZM128 179V180H127ZM161 179H162V181H161ZM225 179V180H224ZM229 179V178H228ZM244 179V180H245ZM252 179V181H254V182H251L250 180ZM165 181V183H164V181ZM130 181V182H129ZM224 181H226V184H225V182ZM248 181H250L249 183L251 184V185H249V183H248ZM173 184H172V183ZM176 182V183H175ZM236 181H234L233 183H235ZM131 183V184H130ZM164 185H163V184ZM190 183V184H189ZM194 183V184H193ZM217 183V184H216ZM248 183V186L246 185ZM236 184H238V183H236ZM236 184L233 186L232 185V187H235L236 186ZM254 184V185H253ZM126 185V184H125ZM175 187H174V186ZM185 185V186H184ZM191 185V186H190ZM211 185V186H210ZM214 185V186H213ZM239 185V184H238ZM128 186V185H127ZM190 186V187H189ZM206 186V187H205ZM213 186V187H212ZM218 186H221V187H218ZM174 187V188H173ZM226 187V186H225ZM169 188V189H168ZM183 188V189H182ZM189 188V189H188ZM220 188V189H219ZM239 188V187H238ZM173 189H174V191H173ZM192 189V190H191ZM215 191H214V190ZM218 189H219V191H218ZM223 189V190H222ZM242 189H240L241 191H242ZM169 190H171V191H169ZM183 190V191H182ZM186 190H189V191H191V192H189V191H186ZM197 190V191H196ZM216 190H217V192H216ZM222 190V191H221ZM173 191V192H172ZM177 191H178V193H177ZM247 191L245 192V190H243V192H245V195H248V194H246L247 193ZM161 192H163V193H161ZM172 194H171V193ZM188 194L189 193V195H187L186 193ZM194 193L193 195L195 196V197H197V198H199V196H200V198L204 201V202H206V203H204L205 205H212L217 211L216 212H218V214L216 213V212H214V214L213 215H215V213H216V216H218L219 217V219L216 217V216H212V217H206V215L204 216L205 218H200V211H202V210H200L199 211V213H198V211L196 212L195 211V204H196V202H194V201H192V199H191V197H193V195L191 194V193ZM207 192H210L209 194L207 193ZM214 192V193H213ZM165 193V194H164ZM207 193V194H206ZM215 193L217 194V195H215ZM226 193H228V195L226 194ZM101 194V195H100ZM99 195L103 198V195H102V193H100ZM196 194V195H195ZM198 194H200V195H198ZM218 194H220V195H218ZM230 194V195H229ZM98 195V196H99ZM169 195H170V197H169ZM179 195V196H178ZM198 195V196H197ZM207 195V196H206ZM209 195V196H208ZM225 197H224V196ZM98 197V199L100 200V202L101 201H103V199L101 198V197ZM171 196H173V198H171ZM175 196H176V198L178 199H176L175 198ZM178 196V197H177ZM181 196V197H180ZM189 196V197H188ZM191 196V197H190ZM206 196V197H205ZM210 196L211 197H213V198H210ZM215 196H216V198H215ZM219 196V197H218ZM223 198H221V197ZM180 197V198H179ZM183 197V198H182ZM195 197L193 198V199H195ZM203 197H205V198H203ZM208 197V198H207ZM229 197H232V199L231 198H229ZM245 197V196H244ZM246 197H248V198H250V195L249 196H246ZM253 197V198H252ZM173 199V200H175V202H177V204L179 205L178 207L179 208H182V209H175V208H173L171 205H173V203L171 204V200L170 199ZM187 198V199H186ZM180 199H182V200H180ZM191 199V200H190ZM212 199H213V201H212ZM230 199V200H229ZM98 200V201H99ZM169 200V201H168ZM172 200V201H173ZM177 200V201H176ZM187 200H189V201H187ZM216 200V201H215ZM233 201V203H232V201ZM208 201H210V202H212L211 204H210V202L209 203H207ZM215 201V202H214ZM221 201V204H219V202ZM222 201H223V203H222ZM231 201V202H230ZM167 202H169L170 204H168ZM183 204H182V203ZM189 203V205H188V203ZM218 202V203H217ZM225 202L227 203V205L225 204ZM237 202V203H236ZM250 202V203H249ZM102 203V202H101ZM193 203V204H192ZM229 203H230V205H229ZM191 204V205H190ZM236 205V206H233V205ZM240 206H242V207H239V205ZM247 204V205H246ZM254 204V205H253ZM170 205V206H169ZM182 205V206H181ZM184 205V206H183ZM227 206V208H226V206ZM230 207H229V206ZM168 206V207H167ZM191 206V207H190ZM217 206V207H216ZM239 207V209H238V207ZM173 209H172V208ZM190 207V208H189ZM192 207H193V210H192ZM221 207L223 208L222 210H220L221 209ZM244 207V208H243ZM172 210H171V209ZM214 208H213V211H214ZM229 208H232V209H229ZM241 208H242V210H241ZM184 209V210H183ZM239 211H237V210ZM148 210V209H147ZM146 210V211H147ZM177 210H178V212H177ZM181 210V211H180ZM189 210V211H188ZM220 210V211H219ZM224 210V211H223ZM230 210H232V211H230ZM167 211V212H166ZM169 211H171L170 213H171V216H170V213H169ZM172 211H173V213H172ZM184 211V212H183ZM186 211H188V213L186 212ZM165 214H164V213ZM177 212V213H176ZM193 212V213H192ZM223 212V213H222ZM168 213V214H167ZM179 213H182V214H179ZM232 213V217L230 218V214ZM248 213V214H247ZM165 216H164V215ZM167 214V215H166ZM177 214V215H176ZM179 214V215H178ZM184 214H187L188 215V217H186V215L184 216ZM220 214V215H219ZM221 214H224V215H229V218H228V220H226L227 218H226V216H224L223 218H224V220H225V222L224 221H222L221 220ZM201 215H203V212L201 213ZM254 215H256V216H254ZM167 216H168V218H167ZM173 216V217H172ZM180 216V217H179ZM191 216V217H190ZM237 216V217H236ZM170 217H172V218H170ZM180 218V221H179V218ZM202 217V216H201ZM252 219H251V218ZM254 217V218H253ZM256 217V218H255ZM168 219H170V220H168ZM186 219V220H185ZM202 219V220H201ZM185 220V221H184ZM196 220V219H195ZM255 220H256V222H255ZM219 221V222H218ZM228 221V222H227ZM175 223V224H174ZM219 223V224H218ZM222 223H223V225H222ZM226 223H227V225H226ZM230 224V226H228L229 224ZM96 225V224H95ZM172 225V226H171ZM219 225V226H218ZM235 225H237V226H235ZM256 225H259V226H256ZM116 226H118V225H116ZM114 227L115 228V230H116V228L118 229V230H116V232H119V235L120 236H118V233H116V237L120 240V242H119V244L121 245L122 243H121V241H122V238L125 236H123V235H121V230H123V227L122 226H118V227ZM183 227V228H182ZM235 227V228H234ZM237 227H238V229H237ZM259 227V228H258ZM262 227H264V226H262ZM120 228H121V230H120ZM186 228V229H185ZM252 228V229H251ZM93 229H94V227H93ZM219 229V230H218ZM256 229V230H255ZM258 229H260L261 231H259ZM233 230H235L236 231V233H234L235 231H233ZM259 232H261V233H259ZM182 231H184L183 233H182ZM254 231H256V232H254ZM185 232H186V234H185ZM231 232H233V233H231ZM243 232V233H242ZM245 232V233H244ZM257 232L259 233V234H261L259 237L257 236V235H259V234H257ZM123 233V232H122ZM181 233V234H180ZM97 234V233H96ZM96 234H95V237H97L96 236ZM232 234V235H231ZM241 234V235H240ZM255 234V235H254ZM257 234V235H256ZM98 236H99V233L97 234ZM235 235V236H234ZM114 236V237H115ZM121 236H122V238H121ZM225 236V237H224ZM165 237V238H164ZM185 237V236H184ZM237 237H239V238H237ZM241 237V238H240ZM257 237V238H256ZM125 238V237H124ZM123 238V239H124ZM183 238V237H182ZM223 239V240H222ZM261 238H260V240H262ZM225 240V241H224ZM240 240V241H239ZM245 240H246V242H245ZM96 241V240H95ZM117 241V240H116ZM115 241V242H116ZM245 242V243H242V242ZM114 242V243H115ZM118 242H116L114 245H112L113 247L114 246H116V247H114L115 249H116V251H115V249L113 248V247H111V249H114V252L116 253V255L118 256V254L117 253H119L120 252V250H119V252H117L118 251V247H119V245H117L118 244ZM130 242V241H129ZM165 242V241H164ZM228 242H229V244H228ZM233 242V243H232ZM240 242V243H239ZM251 242V243H250ZM256 242V243H255ZM83 242H79L78 243V241H77V243L75 242V244L76 245H73V248L75 247V249H77V248H80L81 247V244H82ZM91 243V242H90ZM93 243H95L94 241H92V243L91 244H93ZM237 243H239V245L237 244ZM250 243V244H249ZM79 244H80V246H79ZM89 244V243H88ZM222 244V245H221ZM96 245H98L97 243H95V246ZM225 245V246H224ZM227 245V246H226ZM231 245H233V246H231ZM238 245V246H237ZM79 246V247H78ZM90 246V245H89ZM92 246V245H91ZM121 247V246H120ZM172 247V248H171ZM176 247V248H175ZM227 247V248H226ZM232 247V248H231ZM225 248H226V250H225ZM122 249V248H121ZM229 249V250H228ZM213 252V254H214V250H212ZM220 251V252H221ZM177 252V251H176ZM217 253V252H216ZM215 253V254H216ZM239 254V253H238ZM237 254V255H238ZM231 255V256H230ZM223 257V256H222ZM222 257H218V256H216V257H212L211 259H213L214 261H216L217 259V261H220V259L219 258H221V259H225V256H224V258H222ZM114 258V257H113ZM217 258V259H216ZM228 258V257H227ZM226 258V259H227ZM228 258V259H229ZM115 259V258H114ZM188 259V258H187ZM189 260V259H188ZM244 261V260H243ZM245 262H246V260H245ZM203 263V259H202V261H200V264H202ZM217 263V262H216ZM239 264H240V262H239Z\"/></svg>",
  "mask_w": 264,
  "mask_h": 264
}]
</instances>
